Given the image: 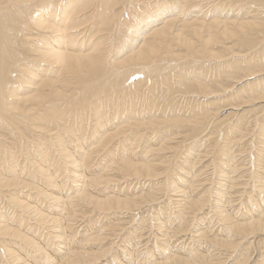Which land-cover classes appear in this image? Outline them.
<instances>
[{"label":"bare ground","instance_id":"bare-ground-1","mask_svg":"<svg viewBox=\"0 0 264 264\" xmlns=\"http://www.w3.org/2000/svg\"><path fill=\"white\" fill-rule=\"evenodd\" d=\"M207 0H0V168L1 166L3 167V170H0V197L3 196V189L6 190L7 195L9 194L11 201L15 203L18 208L20 207L21 210L25 209L26 211H31L30 213H33L32 216L36 218V220L43 222L44 224L47 225L48 227H53L52 230L54 232H59L62 229L60 228V218L61 217H50L47 214L40 212L38 209L34 207H30L27 203L21 201L20 199H17L15 194L13 192L16 189H25L27 190H33L36 191L39 195H43L45 198H48L51 200L53 203H55L56 207H54L56 210L59 209L62 205L65 209V213L68 211L69 213L72 211V209L69 211L68 208L69 206L72 205L74 200H83L86 203H89L93 206H95L96 209H98L96 212L99 211L100 209H112V207H117V209H125V213L127 212L126 210H131L133 208H137L140 205V201L145 200V196L141 195H135V198H127V199H122V198H116L114 196L109 194L106 195L104 194L105 191L101 190L103 193V198L104 195L108 196L105 199H99L96 196H93L92 194L89 193V187L90 186H98L101 183H107L111 182V180H115L113 176H115L113 173H122L124 174L125 177L129 176H135V177H145L147 179L149 178H154L160 175L159 171L160 169L158 168L162 162H169L168 159H164L162 161L163 156L159 159L161 164L159 163H151L149 161L147 162H142L144 159L139 160V158L135 159L133 158V154H136V150L134 146H131V144L126 143L125 141H128L125 139L123 144H121L119 152L120 157L118 159V162L115 161V154L113 150L111 149V146L113 145V142L116 141L118 137H122L123 135H126V131L132 128L139 129V128H147L148 127H159V126H166L168 127V122L172 124V122H176L179 124H184L185 126L189 127V129L193 132L194 137L197 134H200L201 132H204L205 125L209 123L210 120H212L214 117L218 116V113L214 112L219 110L221 108V104L218 103V100H220L224 95L221 94H227L228 89L231 88L234 84H236L241 78L244 77V79L247 78L249 75L254 74L255 69H259L260 71L263 70L264 63L262 65L258 64L257 61L261 58H264V0H219L218 4L216 3V10L223 11L226 5L232 7V12L233 8L242 10V16L238 20H230V19H223L220 17V19H215L211 22L208 23L205 22L206 18L202 20L201 18H195L196 20L193 19V22L189 21H184L183 19H180L178 17V14L180 16L184 8L186 9V12L190 15L192 12H195L193 9L195 8L194 6L196 5L199 6L198 9H201V4L205 3ZM223 1V2H222ZM208 2V1H207ZM213 2V1H212ZM217 2V1H215ZM211 3V2H209ZM214 3V2H213ZM212 5V4H211ZM207 6V5H206ZM224 6V7H223ZM203 7V6H202ZM205 7V6H204ZM213 7V5H212ZM214 8V7H213ZM210 8V9H213ZM226 9V8H225ZM229 9V8H227ZM244 9V10H243ZM199 10L196 12L198 13ZM209 11V8H208ZM225 11V10H224ZM223 11V12H224ZM184 12V13H186ZM211 12V11H210ZM213 12V10H212ZM231 12V11H229ZM252 12H255L254 14ZM186 13V14H187ZM200 13V11H199ZM203 13V12H202ZM201 13V14H202ZM235 13V12H234ZM241 13V12H240ZM239 13V14H240ZM250 13V14H249ZM185 14V17H186ZM187 14V15H188ZM205 14V13H204ZM202 14L201 16H204ZM227 14V13H225ZM236 14V13H235ZM193 15V14H192ZM196 15V13H195ZM206 15V14H205ZM238 15V13H237ZM191 16V15H190ZM210 16V15H209ZM224 16V14L222 15ZM188 17V16H187ZM240 17V16H239ZM231 18V17H230ZM188 20H191L187 18ZM211 19V17L209 18ZM208 19V20H209ZM234 19V18H233ZM202 20V21H201ZM173 42H176L175 45H177L180 50L182 51L181 53H174V50L171 45H174ZM230 42L232 45H229ZM177 48V46H175ZM216 46L218 49L216 50L214 48ZM220 47V48H219ZM214 48V49H213ZM236 48H239L241 50H250V55L249 56H243V57H238L239 58H233V62L235 63L236 61L240 62L239 60H245V62H248L249 69L247 70H241L243 67L241 65L235 64V66L231 67H226V62L229 63L228 59L227 60L224 58L225 53L232 51L231 53L235 52L234 50ZM179 50V49H178ZM238 53V52H236ZM243 54V53H242ZM241 54V55H242ZM237 55V54H236ZM233 56V55H232ZM210 62L214 59L219 60L218 64L215 66L211 65L209 67L210 69H213V74L208 76L210 74L207 69H205V65L203 64L204 61ZM232 59V58H231ZM230 59V60H231ZM264 60V59H262ZM261 61V60H260ZM202 62V63H201ZM216 62V60H215ZM232 62V61H231ZM244 62V63H245ZM257 63L255 66L260 67V68H255L252 70L251 66H254V63ZM211 63V62H210ZM253 63V64H252ZM261 63V62H259ZM232 64V63H230ZM233 65V64H232ZM187 70H185L186 68ZM248 68V67H247ZM181 69V70H179ZM245 72V73H241ZM264 71V70H263ZM234 72L239 73V76L234 74ZM260 74V72H258ZM263 73V72H261ZM257 74V73H256ZM264 74V73H263ZM262 75V74H261ZM258 75H256L257 77ZM134 79L131 81L130 79ZM253 78V77H252ZM236 79V80H235ZM243 79V80H244ZM257 79V78H256ZM262 79V78H261ZM260 79V81H261ZM248 80V79H247ZM252 80V79H251ZM259 80V78H258ZM264 80V78H263ZM254 81V79H253ZM252 81V84L254 83ZM240 82V81H239ZM248 82V81H247ZM263 82V81H262ZM241 83V82H240ZM245 81L243 82L244 85ZM251 83V82H250ZM249 83V84H250ZM238 84V83H237ZM252 84H250L252 86ZM256 84V83H255ZM254 84V85H255ZM261 84V83H260ZM264 84V83H263ZM253 85V87H254ZM257 85V84H256ZM255 85V86H256ZM235 87V86H233ZM237 87V86H236ZM248 87V86H246ZM250 87V86H249ZM245 88V87H244ZM243 88V89H244ZM257 88V87H256ZM262 88H264L262 86ZM261 88V89H262ZM232 89V88H231ZM246 89V88H245ZM237 90V89H236ZM242 90V89H241ZM239 90V91H241ZM255 90V89H253ZM263 90V89H262ZM234 91V90H233ZM251 91V90H250ZM256 91V90H255ZM259 91V90H257ZM234 93V92H233ZM248 92H245V94ZM252 93V92H251ZM242 94V92L240 93ZM244 94V93H243ZM260 95L258 96L259 99L257 100H262L264 99V90L263 92L259 93ZM233 95V94H231ZM234 95H237L234 93ZM239 95V93H238ZM237 98L240 97V95ZM254 96L255 93L251 94V96ZM194 96V97H193ZM200 96H203L205 99L203 100H210L208 103H205V101H200L196 105H192V113H195L196 115H193L194 119L191 118V120H188L186 118H182L181 116H184L183 114H180V108H183L182 101L185 102L184 100L190 101L196 100L199 101V99H196ZM249 96V95H247ZM212 98V99H211ZM214 98V100H213ZM226 98V97H225ZM242 98V96L240 97ZM239 98V99H240ZM244 101L245 97L243 96ZM181 99V100H179ZM189 99V100H188ZM223 99V98H222ZM250 99V98H249ZM252 99V98H251ZM176 100V102H175ZM212 100V101H211ZM237 100V99H234ZM253 100V99H252ZM227 101V100H225ZM230 101V100H229ZM243 101V102H244ZM256 101V100H255ZM161 102V103H160ZM175 102V103H174ZM191 102V101H190ZM221 102V100H220ZM236 103V101H234ZM241 102V99L240 101ZM259 102V101H257ZM141 103L142 107L139 108L138 104ZM173 103L175 105H173ZM233 103V102H232ZM252 103V102H251ZM250 103V105H251ZM255 103V102H254ZM263 103V102H262ZM261 103V104H262ZM184 104V103H183ZM192 104V103H191ZM189 104V105H191ZM228 104H230L228 102ZM243 104V103H242ZM108 105H110L108 107ZM163 105V107H161ZM188 105V107H189ZM233 105V104H232ZM241 105V104H240ZM247 105L248 102H247ZM245 103V107H247ZM258 106V103H257ZM226 107V106H225ZM233 107V106H232ZM231 107V108H232ZM234 107H237L234 106ZM239 107V106H238ZM242 107V106H241ZM254 106H251V110H254V112L257 110L256 106L254 109L252 108ZM264 107V104L263 106ZM140 109V114L139 109ZM179 108V112L176 110ZM187 108V106H186ZM223 108V107H222ZM221 108V109H222ZM259 108V106H258ZM184 109V108H183ZM182 109V110H183ZM199 110V112H196L195 110ZM227 109V107H226ZM240 109V108H239ZM248 109V108H247ZM256 109V110H255ZM102 110V111H101ZM162 111L161 114H158L159 111ZM237 110V109H236ZM260 110V109H259ZM258 110V111H259ZM263 111V109H261ZM148 112L146 116L144 117L141 115L143 112ZM173 111H176L177 113H173ZM185 111V109L183 110ZM188 111V110H187ZM222 111V110H221ZM234 111V110H233ZM238 111V110H237ZM241 111V110H240ZM239 111V112H240ZM250 111V110H248ZM247 112L249 114L250 112ZM109 112V115H108ZM220 112V111H218ZM232 112V110L230 111ZM238 112V113H239ZM243 112V110H242ZM253 111H251L252 113ZM257 112V111H256ZM264 112V111H263ZM234 113V112H233ZM259 114V112H257ZM125 114V115H123ZM137 114V115H136ZM226 114V113H225ZM228 114V112H227ZM244 114V113H241ZM246 114V115H247ZM256 114V113H255ZM256 114V115H258ZM264 114V113H263ZM136 115V116H135ZM121 117L120 120L116 125H114V122H117L115 119L117 117ZM126 116V117H125ZM220 116V115H219ZM231 116V115H230ZM250 116V115H249ZM259 116V115H258ZM264 116V115H263ZM67 117L72 118V122H68L69 120ZM125 117V118H124ZM236 117V116H235ZM238 117V116H237ZM244 117V116H243ZM246 117V116H245ZM248 117V116H247ZM246 117V118H247ZM224 118V117H222ZM221 118V119H222ZM229 118V117H228ZM252 118V116H251ZM257 118V117H256ZM264 119V117H262ZM90 119V120H89ZM123 119V120H122ZM132 119H134L132 121ZM168 119V120H166ZM220 119V120H221ZM226 119V118H225ZM242 119V118H240ZM255 119V118H254ZM258 119V118H257ZM257 119L254 120L257 124ZM63 120V121H62ZM216 120V119H215ZM228 120V119H227ZM244 120V119H243ZM253 120V119H252ZM217 121V120H216ZM226 121V120H225ZM249 121H251L249 119ZM248 121V122H249ZM212 122V121H210ZM230 123V119L228 121ZM239 122V120H238ZM240 122H242L240 120ZM245 122V120H244ZM113 123L114 130L111 131L110 125ZM213 123V122H212ZM227 123V122H226ZM254 123V122H253ZM174 124V125H175ZM211 124V123H210ZM215 124V123H213ZM212 124V125H213ZM219 124V123H218ZM231 124V123H230ZM228 124V125H230ZM237 124V122H236ZM239 124V123H238ZM242 124V123H241ZM250 123H247L249 125ZM263 124V122H262ZM209 125V124H208ZM226 125V124H225ZM240 125V124H239ZM237 125V128L238 126ZM251 125V124H250ZM176 126V125H175ZM216 126V125H215ZM219 126V125H218ZM217 126V127H218ZM222 126V125H221ZM256 126V125H255ZM259 126V125H258ZM257 126V127H258ZM262 126V125H261ZM172 127V126H171ZM208 127V126H207ZM210 127V126H209ZM224 127V126H223ZM228 127V126H227ZM236 127V125H235ZM242 127V126H241ZM247 127V126H246ZM161 129H164L166 127H160ZM176 128V127H175ZM178 128V127H177ZM180 128V126H179ZM216 128V127H215ZM214 128V129H215ZM220 128V127H219ZM245 127L241 128L242 131ZM249 128V127H248ZM261 128V127H260ZM263 128V127H262ZM56 129V131H54ZM153 129V128H152ZM160 129V130H161ZM181 129V128H180ZM218 129V128H217ZM224 129V128H223ZM240 129V128H239ZM250 129V128H249ZM255 128L254 130H256ZM264 129V128H263ZM25 130L31 131L30 134L35 133L36 135H30L28 137V134L25 133ZM135 131V133L137 132ZM156 128L154 129V131ZM163 130V131H164ZM169 130V129H168ZM167 130V131H168ZM174 130V129H173ZM145 131V130H144ZM143 131V132H144ZM152 131V130H151ZM201 131V132H200ZM228 131V130H227ZM230 131V130H229ZM251 131V130H250ZM258 131V130H257ZM3 132H7L11 135V139H7L8 137L5 136ZM158 132V131H157ZM156 132V133H157ZM165 132V131H164ZM163 132V133H164ZM173 132V131H172ZM181 132V131H180ZM200 132V133H199ZM207 132V131H206ZM216 132V131H215ZM262 132V131H261ZM140 133V132H139ZM151 133V132H150ZM153 133V132H152ZM159 133V132H158ZM167 133V132H166ZM165 133V135H166ZM219 133V131H218ZM233 133V131L231 132ZM230 133V134H231ZM236 133V132H235ZM242 133V132H240ZM247 133H249L247 131ZM252 133V132H251ZM257 133V132H256ZM255 133V134H256ZM260 133V132H259ZM137 134V133H136ZM142 134V133H141ZM146 134V133H145ZM170 134V133H169ZM173 134V133H172ZM171 134V136H172ZM188 134V133H187ZM186 134V135H187ZM190 134V133H189ZM211 134V132H210ZM229 133H227L228 135ZM244 134V133H243ZM262 134V133H261ZM149 135V134H148ZM157 135V134H156ZM162 135V134H161ZM168 135V134H167ZM176 135V134H175ZM174 135V136H175ZM178 135V134H177ZM240 135V134H239ZM237 135V136H239ZM249 135V134H248ZM32 136V137H31ZM140 136V135H139ZM138 136V138H140ZM144 136V135H143ZM150 136V135H149ZM158 136V135H157ZM156 136V137H157ZM190 136V135H189ZM210 136V135H209ZM215 136H217L215 134ZM236 136V137H237ZM242 135H240L241 137ZM244 136V135H243ZM258 136V135H256ZM264 136V135H263ZM127 138V135L125 136ZM129 137V136H128ZM131 137V136H130ZM136 137V136H135ZM155 137V135H154ZM160 137V134L159 136ZM169 137L170 136H165ZM191 137V136H190ZM193 137V136H192ZM197 137V136H196ZM202 137V136H200ZM207 137V136H206ZM212 138L214 137L213 135L211 136ZM231 137V135H230ZM234 137V136H233ZM258 137H261L258 136ZM174 138V137H173ZM209 137H207L208 139ZM235 138V137H234ZM246 138V137H243ZM248 138V137H247ZM29 139H31L29 141ZM128 139V138H127ZM136 141V138H133ZM142 139V138H141ZM148 139V137H147ZM161 139V138H159ZM163 139V137H162ZM161 139V140H162ZM171 139V138H170ZM175 139H178L175 137ZM182 139V138H181ZM216 139V138H215ZM222 139V138H220ZM226 139V138H225ZM240 139V138H236ZM252 139V138H251ZM262 139V138H260ZM10 140V141H9ZM121 140V139H120ZM124 139H122L123 141ZM158 140V139H157ZM166 141L163 144H159V148L151 147L152 143L147 141L144 144L148 145L147 148H145L147 156L151 155V159L153 160L156 157L153 154H164L166 153L164 150L166 148H171L168 146L170 140L165 139ZM204 140V139H203ZM227 140V139H226ZM234 141L233 139H231ZM237 140V141H238ZM246 140V139H245ZM264 140V139H263ZM119 141V140H117ZM169 141V142H168ZM192 141V139L190 140ZM208 141V140H207ZM206 141V142H207ZM217 141V140H216ZM244 141V140H243ZM251 140H249L250 142ZM258 141V140H256ZM260 141V140H259ZM133 142V141H132ZM138 142V141H137ZM141 142V141H140ZM151 143V144H148ZM182 142V140L180 141ZM179 142V143H180ZM185 141H183L184 144ZM212 142V141H211ZM225 142V141H224ZM229 142V141H228ZM261 142V141H260ZM30 145L28 146V144ZM75 145V147L71 149H79L78 154H74L69 147L70 144ZM90 143V144H89ZM136 143V142H135ZM162 143V142H161ZM178 143V142H177ZM186 143V142H185ZM189 143V142H187ZM204 143V142H203ZM208 143V142H207ZM235 143V142H234ZM237 143V142H236ZM252 143V142H251ZM258 143V142H257ZM256 143V144H257ZM119 144V143H117ZM138 144V143H137ZM157 144V143H156ZM157 144V145H158ZM171 144V143H170ZM182 144V143H181ZM191 144V143H190ZM194 144V142H193ZM228 144V143H226ZM255 144V143H254ZM253 144V145H254ZM58 146V149H56L57 152H59V157L63 158V161H67L66 163L70 162V167L68 169V172H70V175H67L71 177L70 179L75 183V186L81 187L78 193H75V195L70 197V195H65L63 196V189H64V183L63 185H60V182L57 180V176L55 171L51 168V164L48 168V163L51 162L49 159L48 155V150H50L51 154L55 151L52 150L51 146ZM158 145V146H159ZM173 145V144H172ZM171 145V146H172ZM186 145V144H185ZM210 145V144H209ZM208 145V146H209ZM241 145V144H240ZM259 146V144H257ZM255 145V146H257ZM263 145V143H262ZM143 146V145H142ZM156 146V145H155ZM224 146V145H223ZM228 146V145H227ZM245 146V145H244ZM108 147V148H107ZM113 147V146H112ZM137 147V146H136ZM146 147V146H145ZM184 147V146H183ZM183 147H181L183 149ZM235 147V146H234ZM51 148V149H50ZM55 148V147H54ZM186 148V147H184ZM214 148V147H213ZM244 147H241V149ZM247 148V147H246ZM261 148V147H260ZM106 149V150H105ZM218 149V147H217ZM222 149V148H221ZM220 149V150H221ZM226 149V148H224ZM223 149V150H224ZM248 149V148H247ZM254 149V147H253ZM258 149V148H257ZM256 149V150H257ZM105 150V151H104ZM140 150V149H139ZM177 150V149H176ZM194 150V149H193ZM198 150V149H197ZM216 150V149H214ZM233 150V149H232ZM238 150V149H236ZM235 150V151H236ZM252 150V148L250 149ZM78 151V150H76ZM104 151L101 155H105L104 158H102L103 162L105 161L106 165L105 166H110L108 169L103 168L106 172L98 173L97 176L96 174H93L91 177L87 174H89L91 171H87L89 166L91 165V161H94V156L100 155V152ZM185 151V149L183 150ZM192 151V149L190 150ZM200 151V150H199ZM210 153V150H208ZM226 151V150H224ZM234 151V150H233ZM240 151V149H239ZM238 151V152H239ZM253 151V150H252ZM262 152V150H260ZM177 152V151H176ZM180 152V151H179ZM193 152V151H192ZM207 151H205L206 153ZM213 152V151H212ZM221 153L220 151H218ZM223 152V151H222ZM227 152V151H226ZM231 152V151H230ZM242 152V151H241ZM30 153V155H29ZM141 153V151H140ZM178 153V152H177ZM182 153V152H181ZM180 153V154H181ZM190 153V152H189ZM237 153V151H236ZM245 153V151H244ZM250 153V151H249ZM255 153L259 154L258 151ZM264 153V152H263ZM145 154H143L145 156ZM179 154V153H178ZM177 154V156H178ZM184 154V153H183ZM196 154V152H195ZM199 154V152H198ZM213 154V153H212ZM222 154V153H221ZM226 154V153H225ZM228 154V153H227ZM226 154V156H227ZM240 154V152L238 153ZM247 154V151H246ZM32 155V156H31ZM140 155V154H139ZM138 155V156H139ZM166 155V154H165ZM170 156V153H167V156ZM205 155V154H204ZM229 155V154H228ZM237 155V154H236ZM243 155V154H242ZM256 155V154H254ZM260 155V154H259ZM25 156V157H24ZM32 157V160L30 158V161L26 158ZM49 156V157H47ZM52 156L56 157V154H52ZM117 156V155H116ZM137 156V155H136ZM142 156V155H141ZM161 156V154H160ZM234 156V155H233ZM240 156V155H239ZM249 156V155H248ZM261 156V155H260ZM264 156V155H263ZM262 156V157H263ZM23 157L24 160L22 162L31 165H36V169L39 173H36L38 177L47 179L48 182L53 184V188L51 187L50 192L46 191L43 188H40L38 185L33 184L31 181H28V179L32 180L31 177H20L19 172L17 171L18 166H21L20 161L21 158ZM140 157V156H139ZM155 157V158H154ZM188 157V156H187ZM53 158V157H52ZM166 158V157H165ZM176 158V157H175ZM191 158V157H189ZM234 158V157H232ZM235 158H238L235 156ZM234 158V159H235ZM244 158V157H242ZM246 158V157H245ZM250 159V156L248 157ZM247 158V159H248ZM254 158V157H252ZM256 158V157H255ZM56 159V158H55ZM157 159V158H156ZM177 159V158H176ZM186 159V156H185ZM204 160V158H202ZM233 159V160H234ZM239 159V158H238ZM241 159V158H240ZM257 159V158H256ZM54 160V159H53ZM120 160V162H119ZM135 160H139L140 162H136ZM175 160V159H174ZM178 160V159H177ZM181 160V159H179ZM178 160V161H179ZM184 160V157H183ZM187 160V159H186ZM192 160V159H191ZM195 160V159H193ZM231 160V159H230ZM242 160V159H241ZM259 160V159H258ZM56 161V160H55ZM58 161V159H57ZM92 161V162H93ZM158 161V160H155ZM206 161V160H205ZM223 161V160H222ZM229 161V160H228ZM261 161V160H260ZM59 162V161H58ZM96 162V161H95ZM100 162V161H98ZM149 162V163H148ZM176 162V161H175ZM184 162V161H183ZM186 162V161H185ZM184 162V163H185ZM188 162V160H187ZM203 162V161H202ZM212 162V161H211ZM218 162V161H217ZM244 162H247L246 160ZM248 162H250L248 160ZM247 162V163H248ZM252 162V159H251ZM56 163V162H55ZM172 163V162H171ZM182 163V162H181ZM180 163V164H181ZM220 163V160H219ZM225 164L226 168H229L228 164L226 162H223ZM231 163V162H230ZM243 163V162H242ZM253 163V162H252ZM251 163V165H252ZM257 163V162H256ZM27 164V163H26ZM60 164V162H59ZM98 164L97 162L95 165ZM100 164V163H99ZM98 164V165H99ZM165 164V163H164ZM194 164V163H193ZM192 164V165H193ZM211 164V163H210ZM218 164V163H217ZM234 164H237V162ZM233 164V165H234ZM260 164V163H258ZM30 165V166H31ZM63 165V164H62ZM97 165V168H98ZM163 165V164H162ZM166 165V164H165ZM164 165V167H165ZM178 165V164H176ZM184 164H182L183 166ZM209 165L208 163L206 166ZM220 165V164H219ZM217 165V166H219ZM255 165V162H254ZM257 165V164H256ZM264 165V164H263ZM59 166V165H58ZM101 166V164L99 165ZM104 166V165H103ZM180 166V165H179ZM188 166V164H187ZM194 166V165H193ZM196 166V165H195ZM204 166V165H203ZM222 166V165H221ZM235 168L238 165H234ZM243 166V165H241ZM258 166V165H257ZM25 167V164H23L22 169ZM64 167V166H63ZM91 167V166H90ZM94 167V166H93ZM216 167V166H215ZM224 167V168H225ZM245 167V166H244ZM252 167V166H251ZM255 167V166H254ZM252 167V169L254 168ZM7 168V169H6ZM21 168V167H20ZM31 168V167H30ZM57 168V167H56ZM59 168V167H58ZM96 168V167H95ZM92 168V169H95ZM178 168V167H176ZM175 168V170H176ZM189 168V167H188ZM193 168V167H192ZM204 168V167H203ZM222 168V167H221ZM225 168V170H226ZM234 168V167H232ZM243 168V167H241ZM258 168V167H256ZM255 168V169H256ZM5 169V171H4ZM25 169V168H24ZM55 169V168H54ZM66 169V168H65ZM99 169V168H98ZM102 169V168H101ZM162 169V168H161ZM182 169V168H181ZM180 169V170H181ZM194 169V168H193ZM192 169V170H193ZM220 169V166L218 167ZM240 169V168H239ZM238 169V170H239ZM245 169V168H243ZM249 169V168H248ZM261 169V168H260ZM21 170V169H19ZM64 169H62L63 171ZM97 170V169H96ZM110 170V171H109ZM169 170V168H168ZM196 170V169H195ZM216 170V169H215ZM232 170V169H231ZM234 170V169H233ZM247 170V169H246ZM264 170V169H263ZM59 171V170H58ZM93 171V170H92ZM179 171V169H178ZM191 171V170H189ZM203 172L204 169L202 170ZM223 171V170H222ZM220 171V172H222ZM230 171V170H229ZM236 171V169L234 170ZM232 171V172H234ZM261 171V170H260ZM18 172V173H17ZM28 172V170H27ZM33 172V171H32ZM30 172V174H33ZM35 172V171H34ZM97 171H95L96 173ZM171 172V171H170ZM183 173V171H181ZM188 172V171H187ZM193 172V171H192ZM208 172V171H207ZM206 172V173H207ZM213 172V171H212ZM218 172V171H217ZM237 172V171H236ZM242 172V171H241ZM245 172V171H244ZM252 172H255L254 169ZM60 173V172H59ZM67 173V171H66ZM87 173V174H86ZM175 173V172H174ZM173 173V174H174ZM181 173V174H182ZM185 173V172H184ZM199 173V172H198ZM211 173V172H210ZM216 173V171H215ZM235 173V172H234ZM240 173V172H238ZM257 173H260L257 171ZM264 175V172H262ZM26 174V173H25ZM61 174V173H60ZM65 174V173H64ZM189 174V173H188ZM194 173H191L193 175ZM197 174V173H196ZM201 174V173H200ZM223 174V181L227 180L226 178L229 179V174L226 173V171L222 172ZM233 174V173H232ZM34 175V174H33ZM172 175V173H171ZM170 175V176H171ZM176 175V174H175ZM178 175V173H177ZM185 175V174H184ZM195 175V174H194ZM192 177H195V176ZM208 175V174H207ZM239 175V174H238ZM241 175V173H240ZM251 175V174H250ZM253 175V173H252ZM251 175V177H252ZM257 175V174H256ZM259 175V174H258ZM36 176V177H37ZM63 176V173H62ZM61 176V177H62ZM183 176V175H182ZM186 176V175H185ZM202 176V175H201ZM212 176V174H211ZM55 177V178H53ZM60 177V175H59ZM118 178V176H116ZM175 177V176H174ZM179 177V176H178ZM189 177L190 176H186ZM199 177V176H198ZM203 177V176H202ZM209 177V176H208ZM213 177V176H212ZM243 177V174L241 176ZM261 177V176H258ZM28 178V179H27ZM134 178V177H133ZM173 178V177H172ZM180 178V177H179ZM182 178V177H181ZM205 178V177H203ZM201 178V179H203ZM214 178V177H213ZM220 179V176L218 177ZM245 178V177H244ZM248 178V177H246ZM257 178V177H255ZM38 179V178H37ZM120 179V178H118ZM123 179V178H122ZM121 179V180H122ZM125 179V178H124ZM161 179V178H160ZM175 179V178H174ZM211 179V178H210ZM235 179V178H234ZM254 179V178H253ZM259 179V178H258ZM27 180V181H26ZM150 180V179H149ZM156 180V178L154 179ZM158 180V179H157ZM184 180V179H183ZM188 179H186L187 181ZM208 180V179H206ZM233 180V179H231ZM239 180V179H238ZM237 180V181H238ZM246 180V179H245ZM244 180V181H245ZM251 180V179H250ZM69 181V180H68ZM135 181V180H134ZM164 181V180H162ZM161 181V183H162ZM179 181V180H177ZM192 180L191 182H193ZM217 181V180H216ZM235 181V180H234ZM257 181V180H256ZM260 180L259 182H261ZM264 181V180H263ZM40 182V180L38 181ZM45 182V180H44ZM72 182V183H73ZM82 182H86V185H82ZM113 182V181H112ZM121 182V181H120ZM127 182V181H126ZM139 183V181H137ZM137 182H136V189H137ZM154 182V181H153ZM185 182V181H184ZM197 182V181H196ZM201 182V181H200ZM204 182V180H203ZM202 182V184H203ZM211 182V181H210ZM230 182V181H229ZM242 182V181H241ZM41 183V182H40ZM38 183V184H40ZM60 183V184H59ZM116 183V180H115ZM122 183V182H121ZM134 183V182H133ZM155 183V182H154ZM160 183V182H159ZM167 183V182H166ZM205 183V182H204ZM218 183V181H217ZM215 183V184H217ZM227 183V182H226ZM234 183V182H233ZM239 182H237L238 184ZM252 183V182H251ZM257 183V182H255ZM84 184V183H83ZM89 184V185H88ZM114 184V183H113ZM119 184V183H117ZM124 184V183H123ZM141 184V183H140ZM156 184V183H155ZM154 184V185H155ZM163 184V183H162ZM161 184V186H162ZM194 184V183H193ZM200 184V183H199ZM214 184V183H212ZM214 184V185H215ZM232 184V183H229ZM247 184V183H246ZM245 184V185H246ZM254 186V183H252ZM251 184V186H252ZM261 184V183H260ZM259 184V185H260ZM264 184V183H263ZM82 185V186H81ZM106 185V184H105ZM131 185V184H130ZM129 185V186H130ZM144 185V191H145V182L143 183ZM152 185V184H150ZM159 185V184H158ZM196 185V184H195ZM220 185V184H218ZM233 184V188H235ZM244 185V184H243ZM257 185V184H256ZM42 186V183H41ZM44 186V185H43ZM70 186V185H69ZM89 186V187H88ZM104 186V185H103ZM110 186V185H109ZM115 186V185H114ZM128 186V187H129ZM133 186V185H132ZM160 186V185H159ZM160 186V187H161ZM167 186V185H165ZM179 186V185H177ZM177 186H175L177 188ZM203 186V185H202ZM208 186V185H207ZM210 186V185H209ZM208 186V188H210ZM217 186V185H216ZM226 186V184L221 183V187ZM231 185L229 186L230 188L232 187ZM237 186V185H236ZM50 187V185H49ZM97 187V188H98ZM111 187V186H110ZM113 187V186H112ZM120 187V186H119ZM139 187V186H138ZM149 187V188H148ZM146 189H150L152 187L148 186ZM198 187V186H197ZM219 187V186H217ZM220 187V188H221ZM239 187V184H238ZM245 187V186H244ZM258 187V186H257ZM47 188V186H46ZM91 188V187H90ZM96 188V189H97ZM118 188V187H117ZM143 188V186H142ZM155 188V187H154ZM175 188V189H176ZM207 188V187H206ZM205 188V189H206ZM207 188V189H208ZM232 188V189H233ZM240 188V187H239ZM253 188V187H252ZM66 189V188H65ZM93 189V188H92ZM121 189V188H120ZM120 189H117L118 191H121ZM140 189V187H139ZM165 189V188H164ZM167 189V188H166ZM198 190L194 186H190V189L186 191V189H179V190H174L175 193L178 195L181 199L184 197L185 199H188L189 194H193V192H190L191 190ZM213 189V188H212ZM222 189V188H221ZM225 189V188H223ZM231 189V190H232ZM243 189V188H242ZM249 189V188H248ZM247 189V190H248ZM259 189V188H258ZM261 189H264L261 187ZM67 190V189H66ZM70 190V189H69ZM73 190V189H72ZM71 190V191H72ZM91 190V189H90ZM95 190V189H94ZM116 191V189H114ZM113 190V193H114ZM125 190V189H124ZM210 190V189H209ZM219 190V189H218ZM246 190V189H245ZM251 190V188H250ZM253 190V189H252ZM97 191V190H96ZM108 191V190H107ZM112 191V189H111ZM110 191V192H111ZM117 191V192H118ZM148 191V190H147ZM145 191V192H147ZM164 191V190H163ZM167 191V190H166ZM169 191V190H168ZM203 191V190H202ZM201 191V192H202ZM208 190H206L207 192ZM222 191V190H221ZM228 191V190H226ZM236 191V189H235ZM234 191V192H235ZM241 191V190H240ZM249 191V190H248ZM254 191V190H253ZM262 191V190H260ZM264 191V190H263ZM32 192V191H31ZM28 192V195L29 193ZM65 192V191H64ZM75 192V191H74ZM100 192V193H101ZM109 192V193H110ZM130 192V191H129ZM161 192V191H154V194ZM170 192V191H169ZM177 192V193H176ZM213 193V191H211ZM209 192V193H211ZM230 192V191H229ZM233 192V191H232ZM250 192V191H249ZM252 192V191H251ZM256 192V191H254ZM258 192V191H257ZM25 193V192H24ZM93 193V191H92ZM97 193V192H95ZM101 193V195H102ZM112 193V192H111ZM121 193V192H120ZM119 193V194H120ZM125 193V192H124ZM128 193V192H126ZM125 193V194H126ZM131 193V192H130ZM141 193V192H140ZM150 193V192H149ZM195 193V192H194ZM208 193V192H207ZM216 193V192H215ZM236 193V192H235ZM240 193V192H239ZM247 193V192H246ZM253 193V192H252ZM260 193V192H259ZM263 193V192H262ZM34 194V193H33ZM37 194V195H38ZM108 194V193H107ZM139 194V193H138ZM144 194V193H143ZM151 195L146 196L148 199L150 197H153L152 192L150 193ZM161 194V193H160ZM172 194V196H174ZM200 194V192H199ZM206 194V193H205ZM224 194V193H223ZM229 194V193H228ZM227 194V196H229ZM255 194V193H253ZM5 195V194H4ZM24 195V194H23ZM27 195V196H28ZM32 195V194H31ZM98 195V194H97ZM132 195V193H131ZM147 195V194H146ZM158 195V194H156ZM175 195V196H176ZM196 195V193H195ZM203 195V193L201 194ZM235 195V194H234ZM244 195V194H243ZM247 195V194H246ZM256 195V194H255ZM259 195V194H258ZM20 196V194H19ZM30 196V195H29ZM117 196V195H116ZM130 196V195H129ZM133 196V195H132ZM194 196V195H193ZM207 196V195H205ZM211 196V195H210ZM224 196L221 194V192L216 193V197L220 198ZM238 196V195H236ZM240 196V195H239ZM242 196V194H241ZM249 195L248 197H250ZM261 196V194H260ZM263 196V194H262ZM21 197V196H20ZM18 197V198H20ZM33 197V195L31 196ZM122 197V196H121ZM144 197V198H143ZM215 197V196H214ZM253 197H256L253 195ZM9 198V197H8ZM22 198V197H21ZM36 197V201L38 200ZM44 198V200H45ZM170 198V197H169ZM172 198V197H171ZM170 198V199H171ZM177 198V197H176ZM192 198V197H191ZM195 198V197H194ZM190 199L192 200L190 202V208L191 209H201V203H198L200 198L196 201L195 199ZM198 198V196H197ZM233 198V197H232ZM237 198V197H236ZM235 198V199H236ZM242 198V197H241ZM251 198V197H250ZM263 198V197H262ZM30 199V198H29ZM32 199V198H31ZM42 200V198H40ZM39 199V200H40ZM151 199V198H150ZM155 199V198H154ZM161 199V198H160ZM178 199V198H177ZM178 199V200H181ZM183 199V200H185ZM211 199V198H210ZM223 199V198H222ZM227 199V198H226ZM229 199V197H228ZM227 199V200H228ZM243 199V198H242ZM241 199V200H242ZM245 199V198H244ZM248 199V198H247ZM261 199V198H260ZM7 200V197H6ZM10 200V199H9ZM48 200V201H49ZM140 200V201H139ZM147 200V199H146ZM164 200V198H163ZM172 201L174 199H171ZM170 200V201H171ZM209 200V199H208ZM207 200V201H208ZM215 200V199H214ZM231 200V199H229ZM237 200V199H236ZM240 200V199H239ZM251 200H254L251 198ZM259 200V199H257ZM33 201V200H32ZM150 201V200H148ZM166 201V200H165ZM176 201V200H175ZM186 201V200H185ZM205 200V203H207ZM213 201V200H211ZM235 202V200H233ZM231 201V203L233 202ZM261 201V200H260ZM2 202V201H0ZM4 202V199H3ZM35 202V201H34ZM40 202V201H39ZM46 202V201H45ZM79 202V201H78ZM77 202V203H78ZM147 202V201H146ZM153 202V201H151ZM155 202V201H154ZM202 202V201H201ZM218 202V201H217ZM216 202V203H217ZM230 202V201H229ZM228 202V203H229ZM233 202V203H234ZM248 202V201H247ZM251 202V201H250ZM10 203V202H9ZM36 203V202H35ZM49 203L50 202H46ZM157 203V202H156ZM164 203V202H163ZM167 203V202H166ZM204 203V202H203ZM223 203V202H222ZM220 203V204H222ZM227 203V201H226ZM245 203L242 201V204ZM5 204V203H4ZM8 204V203H7ZM39 203H36V205ZM75 204V203H74ZM73 204V205H74ZM81 204V203H80ZM82 204H84L82 202ZM151 204V203H149ZM168 204V203H167ZM176 204V202H175ZM178 204V203H177ZM188 204V203H187ZM230 204V203H229ZM250 204V203H249ZM253 204V203H252ZM255 204V203H254ZM42 205V204H41ZM48 205V204H47ZM72 205V206H73ZM76 205V204H75ZM75 205L72 207L73 211L81 205H79L77 208L74 209ZM143 205V204H142ZM141 205V206H142ZM147 205V204H146ZM215 205V204H214ZM219 205V204H218ZM244 205V204H243ZM245 205H248L245 204ZM244 205V207H245ZM256 205V204H255ZM12 206V205H11ZM52 206V204H51ZM50 206V207H51ZM85 206V205H84ZM86 206H89L86 204ZM140 206V207H141ZM152 206V205H151ZM156 206V205H155ZM161 206V205H160ZM165 206V205H164ZM175 206V205H173ZM183 206V205H182ZM201 206V207H200ZM210 206V205H209ZM217 206V205H216ZM228 206V204H226ZM230 206V205H229ZM228 206V208H230ZM234 206V205H233ZM232 206V207H233ZM261 206V204H260ZM40 207V204H39ZM82 207V206H81ZM80 207V208H81ZM115 207V208H116ZM139 207V208H140ZM149 207V206H148ZM147 207V208H148ZM167 207V206H166ZM178 207V206H177ZM186 207V205H185ZM189 207V206H187ZM200 207V208H198ZM221 207V206H220ZM238 207V206H237ZM257 207V205H256ZM8 208V207H7ZM45 208V207H44ZM42 208V209H44ZM79 208V209H80ZM94 208V207H93ZM150 208V207H149ZM173 208V207H172ZM222 208V207H221ZM225 208V207H223ZM222 208V209H223ZM227 208V207H226ZM241 208V206H240ZM247 208V207H246ZM250 208V207H249ZM252 208V206H251ZM259 208V207H258ZM9 209V208H8ZM7 209V210H8ZM11 209V207H10ZM51 209V208H50ZM142 209V208H141ZM140 209V210H141ZM144 209V208H143ZM160 209V208H159ZM158 209V210H159ZM164 210H167V208H163ZM162 209V210H163ZM231 209V208H230ZM234 209V208H233ZM238 209V208H235ZM243 209V208H242ZM260 209V208H259ZM2 210V209H1ZM15 210V208H14ZM46 210V209H44ZM49 210V209H48ZM146 210V208L144 209ZM143 210V212H144ZM157 210V211H158ZM163 210V211H164ZM170 210V209H169ZM174 210V209H173ZM172 210V211H173ZM176 210V209H175ZM185 210V209H184ZM190 210V209H189ZM203 210V209H202ZM218 210V209H217ZM227 210V209H226ZM239 210V209H238ZM245 210V209H244ZM252 210V209H251ZM6 211V210H5ZM11 212L10 210H8ZM80 214L82 213L80 210H78ZM94 211V210H93ZM102 211V210H101ZM115 211V210H114ZM132 211V210H131ZM160 211V210H159ZM179 211V210H178ZM182 211V210H181ZM180 211V212H181ZM186 211V210H185ZM184 211V215L185 212ZM188 211V210H187ZM192 211V210H190ZM189 211V212H190ZM222 211V210H221ZM254 211V210H252ZM256 211V210H255ZM25 212V211H24ZM54 212V211H51ZM50 212V213H51ZM113 212V210H112ZM112 212H108L109 214H113ZM118 212V211H117ZM138 212V211H137ZM155 212V210H154ZM228 212H230L228 210ZM238 212V211H237ZM264 212V211H262ZM14 213V212H13ZM16 213V212H15ZM14 213V216L16 215ZM19 213V211L17 212ZM55 213V212H54ZM57 213V212H56ZM55 213V214H56ZM85 212L82 214L84 215ZM100 213V212H99ZM115 213V212H114ZM124 213V212H123ZM130 213V212H129ZM128 213V214H129ZM133 213V212H132ZM142 213V211H141ZM146 212H144L145 214ZM148 213V212H147ZM165 213V212H164ZM170 213V212H169ZM192 213V212H191ZM203 213V212H202ZM213 213V212H211ZM222 213V212H221ZM235 213V211H234ZM239 213V212H238ZM243 213V212H242ZM253 213V212H252ZM250 213V214H252ZM257 213V212H256ZM259 213V212H258ZM9 214V213H8ZM68 214V213H67ZM66 214V215H67ZM71 214V213H70ZM69 214V215H70ZM77 214V213H75ZM73 216H76V215ZM98 214V213H97ZM103 214V213H102ZM101 214V215H102ZM117 214V213H116ZM120 214H122L120 212ZM143 214V217H144ZM159 214V213H158ZM173 214V212H172ZM183 214V211L182 213ZM193 214V213H192ZM207 213L205 212L204 215ZM245 214V212H244ZM243 214V215H244ZM250 216L249 213H246ZM255 214V212H254ZM264 214V213H263ZM5 215V213H4ZM11 215V214H10ZM23 215V214H22ZM95 215V214H94ZM114 215V214H113ZM134 215V213H133ZM132 215V216H133ZM137 215V214H136ZM171 215V214H170ZM180 215V214H179ZM199 215V214H198ZM197 215V216H198ZM201 215V213H200ZM199 215V216H200ZM203 215V214H202ZM201 215V216H202ZM210 215V214H209ZM217 215V214H216ZM224 215V214H223ZM240 215V214H239ZM242 215V216H243ZM247 215V216H248ZM262 215V214H261ZM80 217V215H78ZM85 216V215H84ZM100 216V215H99ZM103 216V215H102ZM106 216V215H105ZM104 216V217H105ZM118 214L116 215V217ZM135 216V215H134ZM139 216V215H138ZM150 216V215H149ZM148 216V217H149ZM153 216V215H152ZM161 216H163L161 214ZM166 216V214H165ZM172 216V215H171ZM189 216V213H188ZM194 218L195 215L193 214ZM192 216V217H193ZM205 216V217H206ZM213 216V215H211ZM210 216V217H211ZM231 216V213H230ZM238 216V214H236ZM241 216V217H242ZM246 216V215H245ZM260 216V215H259ZM0 217L3 218V215ZM18 217V216H17ZM23 218V216H21ZM66 217V216H65ZM93 216V221H94ZM110 217V216H109ZM136 217V216H135ZM134 217V218H135ZM142 217V216H141ZM173 217V216H172ZM182 217V216H181ZM185 217V216H184ZM183 220H187L186 217ZM204 217V216H203ZM222 217V215H221ZM233 217V216H232ZM231 217V218H232ZM263 217V216H262ZM16 218V217H15ZM14 218V219H15ZM72 218V217H71ZM82 218H86L83 217ZM89 218V217H88ZM108 218V217H107ZM140 218V217H139ZM137 218V219H139ZM175 218V217H174ZM191 218V217H189ZM202 218V217H201ZM230 218V217H229ZM230 218V219H231ZM250 218V217H249ZM256 218V217H255ZM258 218V217H257ZM28 219V218H27ZM33 219V218H32ZM74 219V218H73ZM71 219V222H76L75 220L73 221ZM78 219V218H75ZM91 219V218H90ZM105 219V218H103ZM119 219V218H115ZM126 219V218H124ZM123 219V220H124ZM148 219V218H147ZM155 219V218H154ZM180 219V218H179ZM206 219V218H205ZM215 219V216H214ZM220 219V218H219ZM227 219V218H226ZM237 218H235L236 221ZM242 220L245 219L244 217L241 218ZM248 219V217L246 218ZM254 219V218H253ZM9 220V219H8ZM13 220V219H11ZM21 220V219H20ZM23 220V219H22ZM35 220V221H36ZM62 220V219H61ZM66 220V219H65ZM67 220H70L69 217ZM88 220V219H86ZM85 220V221H86ZM97 220V219H96ZM101 220V218L99 219ZM110 220V219H108ZM114 220V218H113ZM122 219H120L121 221ZM140 220V219H139ZM151 220V219H150ZM156 220H158L156 218ZM164 220V219H163ZM195 220H200V218H196ZM208 220V219H207ZM222 220V219H221ZM80 221V220H79ZM78 221V222H79ZM84 221V222H85ZM92 221V220H91ZM98 221V220H97ZM104 221V220H101ZM107 221V220H106ZM119 221V220H117ZM132 221V220H131ZM137 221V220H136ZM142 221V220H141ZM144 221V220H143ZM148 221V220H147ZM161 222L160 220H158ZM167 221V220H166ZM165 221V222H166ZM170 221V220H169ZM177 221V220H176ZM180 221V220H178ZM182 221V220H181ZM192 221V220H191ZM206 221V220H204ZM233 221V220H232ZM244 221V220H243ZM18 222V221H15ZM13 222V223H15ZM21 222V221H20ZM100 222V221H99ZM112 223H116L115 221H111ZM111 222L109 224H111ZM130 222V221H129ZM134 222V221H133ZM138 222V221H137ZM145 222V221H144ZM155 222V221H154ZM153 222V225L155 224ZM157 222V221H156ZM172 222V220H171ZM175 222V221H174ZM173 222V223H174ZM193 222V221H192ZM207 222V221H206ZM204 222V223H206ZM214 221H211V224ZM226 223V221H224ZM248 222V221H247ZM70 223V222H69ZM81 223V221L79 222ZM91 222L90 224H92ZM95 223V221H94ZM98 223V222H97ZM96 223V225H97ZM104 223V222H103ZM106 223V222H105ZM102 224L103 227L105 228L104 225ZM119 223V222H117ZM179 223V222H178ZM177 223V224H178ZM237 223V222H236ZM239 223V222H238ZM5 224V223H4ZM2 222L0 223V237L1 239H9L10 241H13L12 239L19 240L22 246L28 245L32 247L33 249L40 251L41 255L49 262L47 264H50L52 262V256L54 255L53 253H50L43 247L42 245L38 244L37 242L34 241V239H31L28 237L29 235H26L22 231H20L18 228L17 223L12 227V225H4ZM32 224V223H31ZM34 224V221H33ZM36 224V222H35ZM76 224V223H75ZM99 224V223H98ZM101 224V223H100ZM108 224V223H107ZM141 224V223H139ZM146 224V223H144ZM149 224V223H148ZM170 224V223H168ZM182 224V223H181ZM185 224V223H184ZM201 224V223H199ZM208 224V223H207ZM23 225V223H22ZM25 225V224H24ZM27 225V223H26ZM30 226V224H28ZM43 225V224H42ZM69 225V224H67ZM73 225V224H72ZM128 225V224H127ZM132 225V224H131ZM134 225V224H133ZM136 225V224H135ZM152 225V227H153ZM157 226V224H155ZM154 225V226H155ZM164 225V223H163ZM172 225V224H171ZM170 225V226H171ZM175 225V224H174ZM203 225V224H202ZM209 225V224H208ZM221 225V224H220ZM229 225V224H228ZM71 224L69 225V227ZM80 226V225H79ZM82 226V224H81ZM95 226V225H94ZM99 225H97L98 227ZM114 227V225H112ZM111 226V227H112ZM120 226V225H119ZM118 226V227H119ZM137 226V225H136ZM138 225L137 227H139ZM143 228V225H141ZM167 226V225H166ZM184 226V225H183ZM182 226V227H183ZM186 226V225H185ZM199 226V225H198ZM205 226V225H204ZM210 226V225H209ZM208 226V227H209ZM222 226V225H221ZM220 226V227H221ZM231 226V224H230ZM228 226V228L230 227ZM33 227V226H32ZM41 227V226H40ZM39 227V228H40ZM43 227V226H42ZM65 227V224L64 226ZM67 227V226H66ZM68 227V228H69ZM88 227V226H86ZM108 227V226H106ZM110 227V226H109ZM111 229H114V228ZM121 228L122 225L120 226ZM131 227V226H130ZM135 227V226H134ZM169 227V225L167 226ZM175 226H172V229ZM177 227V225H176ZM181 227V228H182ZM237 228L241 231L245 232H253L254 231H264V219H257V220H252L249 223H244L242 224H236L234 228ZM37 228V227H36ZM35 228V229H36ZM73 228L72 226L70 227ZM90 228V227H89ZM88 228V229H89ZM129 228V227H128ZM127 228V229H128ZM132 228V227H131ZM136 228V227H135ZM147 228V227H146ZM145 228V229H146ZM158 228V227H157ZM160 228V226H159ZM163 228V227H161ZM165 228V226H164ZM193 228V227H192ZM191 228V229H192ZM197 228V227H196ZM200 228V227H199ZM202 228V227H201ZM207 228V227H205ZM216 228V227H215ZM218 228V227H217ZM231 228V227H230ZM232 228L231 231L234 230ZM21 229V228H20ZM29 229V228H28ZM64 229V228H63ZM81 229V228H80ZM85 228H83L84 231ZM94 229H99L94 227ZM103 229V228H102ZM134 229V228H133ZM137 229V228H136ZM148 229V228H147ZM156 229V228H154ZM175 229V228H174ZM173 229V230H174ZM178 229V227H177ZM188 229V228H187ZM190 229V228H189ZM204 229V228H203ZM210 229V228H208ZM220 229V228H219ZM226 230V228H224ZM22 230V229H21ZM24 230V229H23ZM65 232L67 230L64 229ZM63 230V231H64ZM68 229V231H70ZM76 230V229H75ZM79 230V229H78ZM110 230V229H109ZM117 230V229H115ZM139 230H141L139 228ZM138 230V231H139ZM158 230V229H157ZM176 230V229H175ZM180 230V229H178ZM186 230V229H184ZM193 230V229H192ZM191 230V231H192ZM195 230V229H194ZM198 230V229H197ZM206 231V229H204ZM228 230V229H227ZM236 230V229H235ZM32 231V230H31ZM44 231V230H43ZM52 231V232H53ZM67 231V232H68ZM87 232L90 231L86 230ZM84 231V232H86ZM92 231V230H91ZM95 231V230H94ZM98 231V230H97ZM101 231V230H100ZM104 231V229H103ZM114 231V230H113ZM122 231V230H121ZM129 231V230H128ZM133 231V230H132ZM151 231V229H150ZM165 231V230H163ZM211 231V230H210ZM213 231V229H212ZM211 231V232H212ZM221 231V230H220ZM223 231V229H222ZM230 231V230H229ZM238 231V230H237ZM27 232V231H26ZM35 231L34 233H36ZM42 232V230L40 231ZM65 233L64 236L62 234H56L53 235V237L60 243V246L62 247V243H66L67 247L70 246L68 245V242L70 243L71 237L69 238V234ZM72 232V231H71ZM81 232V231H80ZM102 232V231H101ZM105 232V231H104ZM104 232L103 235L105 234ZM107 232V231H106ZM116 232V231H115ZM127 232V231H126ZM142 232V230H141ZM154 232V231H153ZM169 232V231H168ZM173 232V231H172ZM171 232V233H172ZM176 232V231H175ZM183 232V230H182ZM201 232V231H200ZM203 232V231H202ZM209 232V231H208ZM210 232V234H211ZM214 232V231H213ZM212 232V233H213ZM224 232V231H223ZM28 233V232H27ZM39 233V232H38ZM37 233V234H38ZM46 234V232H43L42 234ZM49 233V232H48ZM74 232H72L73 234ZM99 233V231H98ZM101 233V235H102ZM108 233V232H107ZM110 233V231H109ZM119 233V232H118ZM128 233V232H127ZM130 233V232H129ZM139 233V232H138ZM151 233V232H150ZM178 233V232H177ZM177 233H175L177 235ZM181 233V232H180ZM179 233V234H180ZM192 233H195L192 232ZM197 233V232H196ZM199 233V231H198ZM206 233V232H205ZM217 233V232H216ZM237 233H240L237 232ZM260 233V232H259ZM31 235L33 233H30ZM42 234H40L42 236ZM77 234V232H75ZM74 234V235H75ZM81 234V233H79ZM113 234V232H112ZM124 234V233H123ZM142 235V233H140ZM144 234V233H143ZM149 234V233H148ZM147 234V235H148ZM155 234L156 231H155ZM161 234V233H160ZM174 234V233H173ZM185 234V232H184ZM203 234V233H202ZM214 234V233H213ZM36 235V234H33ZM39 235V237H41ZM48 235V234H47ZM83 235V233L81 234ZM86 235V233H84ZM84 235L82 237H84ZM88 235V233H87ZM96 235V234H95ZM107 236V234H105ZM104 235V236H105ZM125 235V234H124ZM123 235V236H124ZM153 235V234H152ZM151 235V236H152ZM159 235V234H158ZM163 234H161L162 236ZM167 235V234H166ZM163 235L162 237L166 236ZM240 235V234H239ZM254 235V234H253ZM38 236V235H37ZM49 236V235H48ZM76 236V235H75ZM89 236L92 237L90 234ZM103 236V237H104ZM112 237V235H110ZM114 236V235H113ZM116 236V235H115ZM118 236V235H117ZM122 236V235H121ZM122 236V237H123ZM130 236V235H127ZM134 236V234H133ZM132 236V237H133ZM169 236V235H167ZM175 236V235H174ZM173 236V237H174ZM182 236V235H181ZM185 237V235H183ZM182 236V237H183ZM193 236V235H192ZM196 236V235H195ZM208 236V235H206ZM231 235H228V237ZM237 236V235H236ZM242 236V234H241ZM239 236V237H241ZM251 236V235H250ZM38 237V238H39ZM45 237V235H44ZM77 237V236H76ZM95 237V236H94ZM98 237V236H97ZM102 237V236H100ZM132 237H128L129 239ZM135 237V236H134ZM140 237V236H139ZM142 237V236H141ZM158 237V236H155ZM154 237V238H155ZM160 237V236H159ZM172 238V236H169ZM183 237V238H184ZM204 237V236H203ZM202 237V238H203ZM212 237V236H211ZM225 237V236H224ZM223 237V238H224ZM244 237V236H243ZM247 237V234L246 236ZM244 237V238H245ZM252 237V236H251ZM37 238V237H36ZM74 238V237H73ZM72 238V239H73ZM93 238V237H92ZM121 238V237H120ZM165 238V237H164ZM175 238V237H174ZM181 238V237H180ZM200 238V237H199ZM208 238V237H207ZM214 238V237H212ZM219 238V237H218ZM222 238V239H223ZM231 238V237H229ZM238 238V237H237ZM248 238V237H247ZM45 239V238H44ZM48 239V238H47ZM50 239V238H49ZM79 239V238H77ZM82 240V238H80ZM79 239V240H80ZM88 239H90L88 237ZM86 239V240H88ZM94 239V238H93ZM99 239V238H97ZM96 239V240H97ZM102 239V238H100ZM99 239V240H100ZM106 239V238H105ZM105 239H102L103 241ZM114 239V238H113ZM133 239V238H132ZM140 239V238H137ZM151 239V238H150ZM153 239V238H152ZM162 239V238H161ZM168 239V238H167ZM178 239V238H177ZM186 239V238H185ZM246 239V238H245ZM8 240V241H9ZM43 240V239H42ZM41 238L39 241H41ZM52 240V239H51ZM54 240V239H53ZM76 240V239H74ZM124 242L125 238H123ZM123 240H121L123 242ZM131 240V239H130ZM129 240V241H130ZM163 240V239H162ZM165 240V239H164ZM163 240V241H164ZM175 240V239H174ZM172 240L173 242H175ZM180 240V239H179ZM178 240V241H179ZM182 240V239H181ZM188 240V239H187ZM190 240V239H189ZM188 240V241H189ZM196 240V239H195ZM195 240H194V246H195ZM210 240V239H209ZM214 240V239H213ZM226 240V239H224ZM229 241V239H227ZM233 239H231L232 241ZM242 240V239H241ZM4 241V240H2ZM2 241H0L2 243ZM6 241V242H8ZM9 241V243H10ZM44 241V240H43ZM46 241V240H45ZM49 241V240H47ZM77 241V240H76ZM76 245H80L81 241L78 244L77 242ZM94 240H92V243ZM103 241H100L102 243ZM115 241V240H114ZM117 241V240H116ZM135 241V239H134ZM133 241V242H134ZM138 241V240H137ZM140 241V240H139ZM138 241V243H139ZM142 241V240H141ZM146 241V240H145ZM150 241V240H148ZM153 241H155L153 239ZM162 241V242H163ZM169 241V239H168ZM184 241V240H183ZM188 241L186 243H188ZM191 241V240H190ZM200 241V240H199ZM204 241V240H202ZM221 241V239H220ZM234 241V240H233ZM236 241V240H235ZM240 241V240H239ZM244 241V240H242ZM14 242V241H13ZM50 242V241H49ZM54 242V241H53ZM56 242V241H55ZM72 242V241H71ZM88 242V241H87ZM90 242V241H89ZM120 242V243H122ZM159 242V240H158ZM171 242V241H170ZM169 242V243H170ZM180 242V241H179ZM198 242V240H197ZM205 242V241H204ZM209 242V241H208ZM227 242V241H225ZM223 242L222 246H227V244ZM241 242V241H240ZM251 242V241H250ZM0 243V244H1ZM19 243V242H18ZM44 243V242H43ZM52 243V242H50ZM73 243V244H74ZM105 245L108 244V241L104 242ZM110 243V242H109ZM114 242L112 241V244ZM128 243V241H127ZM126 243V244H127ZM132 243V241H131ZM128 244L127 246L131 245ZM161 243V241H160ZM159 243V244H160ZM165 246H167L166 241L164 242ZM168 243V242H167ZM190 243V242H189ZM202 243V242H201ZM206 243V242H205ZM222 243V242H221ZM228 243V242H227ZM236 243V242H235ZM244 243V242H243ZM46 244V243H45ZM56 244V243H54ZM62 244V245H61ZM87 243L85 242L84 245ZM95 244V243H94ZM94 244H91L92 246ZM97 244V243H96ZM125 244V243H123ZM122 244V245H123ZM136 244V243H135ZM135 244H134V250L135 252ZM147 244V242H146ZM143 243V245H146ZM156 244V242H155ZM162 244V243H161ZM176 244H179L178 242ZM191 244V243H190ZM200 244V243H199ZM212 244V243H211ZM217 244V243H215ZM10 245V244H9ZM14 245V244H13ZM20 243L18 245L21 246ZM49 245V243H48ZM90 245V244H89ZM99 245V244H98ZM97 245V246H98ZM103 246V244H101ZM100 245V248H102ZM154 245V243H153ZM158 245V244H157ZM169 245V244H168ZM174 245V244H173ZM172 245V247H173ZM186 246V244H184ZM189 245V244H188ZM202 245V244H201ZM209 246L210 244L207 243ZM213 245V244H212ZM218 245V244H217ZM232 244H230V247ZM236 245V244H235ZM2 246V245H1ZM54 246V245H53ZM59 246V245H58ZM73 246V245H72ZM75 246V245H74ZM88 246V244H87ZM87 246L85 249H87ZM91 246V249H92ZM95 246V245H94ZM96 246V247H97ZM116 246V245H115ZM125 246V245H124ZM123 246V247H124ZM126 246V247H127ZM133 246V245H132ZM141 246V244H140ZM150 246V245H149ZM155 246V245H154ZM161 246V245H160ZM171 246V245H170ZM178 246V245H175ZM182 246V245H181ZM192 246V245H191ZM220 246V245H219ZM221 246V247H222ZM3 247V246H2ZM9 254L11 255V260L12 263L16 264H30L26 262L24 259L18 257L17 254L13 253L8 246H5ZM16 247V246H15ZM26 247V246H25ZM48 247V246H47ZM78 247V246H77ZM75 246V250L69 248V251L71 253L68 255L62 262L61 264H77V263H83V264H89L90 259L91 260H96L98 261L101 257L106 256V253L98 255V253H89L85 250H76L77 248ZM81 247V246H80ZM83 245L82 248L84 249ZM96 247H93L96 249ZM106 247V246H104ZM109 247V246H107ZM112 247V246H110ZM118 247V248H117ZM147 247V246H146ZM162 247V246H161ZM158 246V248H161ZM171 247V248H172ZM17 248V247H16ZM21 248V247H20ZM50 248V247H48ZM54 248V247H53ZM74 248V247H73ZM89 248V247H88ZM99 248V246H98ZM115 248V247H114ZM117 249H119V246H116ZM121 248V246H120ZM152 248V247H151ZM157 248V249H158ZM169 248V246L167 247ZM174 249H177L176 247H173ZM172 248V249H173ZM182 248V247H181ZM185 248V247H184ZM189 248V247H188ZM192 248V247H191ZM196 248V247H195ZM225 248V247H224ZM228 248V247H227ZM241 248V247H240ZM2 249V248H1ZM28 249V248H27ZM25 249V250H27ZM79 249V248H78ZM91 249H88L91 251ZM104 249V248H103ZM116 249V250H117ZM126 249V248H125ZM129 249V247H128ZM137 249H139V246L137 244ZM162 249V248H161ZM165 249V250H164ZM171 249V250H172ZM187 249V248H185ZM190 249V248H189ZM188 249V250H189ZM203 249V248H202ZM232 249V248H230ZM242 249V248H241ZM5 250V248H4ZM18 250V248H17ZM34 250V251H35ZM58 250V249H57ZM56 250V252H57ZM67 250V248H66ZM93 250V249H92ZM100 250V249H99ZM102 250V249H101ZM115 250V251H116ZM121 250V249H120ZM119 250V251H120ZM142 250V249H140ZM146 250V249H145ZM151 250V249H148ZM154 250V249H153ZM164 252L167 250L166 248L163 247ZM180 250V248H179ZM193 250V249H192ZM195 250V249H194ZM197 250V249H196ZM199 250V249H198ZM225 250V249H224ZM234 249L233 251H235ZM244 250V249H243ZM3 251V250H1ZM0 251V252H1ZM14 251V250H13ZM30 251V249H29ZM33 251V252H34ZM67 251V252H69ZM97 251V249H96ZM108 251V249H107ZM105 251V252H107ZM139 251V250H138ZM138 251H136L138 253ZM183 251V250H182ZM191 251V250H190ZM201 251V249L199 250ZM203 251V250H202ZM216 251V250H215ZM241 250H239L240 252ZM28 252V251H27ZM32 252V254H33ZM102 252V251H101ZM104 252V251H103ZM102 252V253H103ZM111 252V250H110ZM114 252V251H113ZM112 252V253H113ZM124 252V250H123ZM128 252V251H127ZM126 252V253H127ZM141 252V251H139ZM173 252V251H172ZM175 252V250H174ZM173 252V253H174ZM184 252V251H183ZM187 252V251H186ZM192 252V251H191ZM212 252V251H211ZM225 253H228V251H224ZM230 252V251H229ZM243 252V251H241ZM264 252V251H263ZM262 252V253H263ZM3 253V252H2ZM21 253V251H20ZM39 253V252H38ZM55 253V252H54ZM63 253V252H62ZM61 253V254H62ZM129 253V252H128ZM142 253V252H141ZM145 253V252H143ZM151 253V252H150ZM159 253V252H158ZM166 253V252H165ZM164 253V254H165ZM179 254V252H177ZM175 252V254H177ZM196 253V251L194 252ZM193 253V254H194ZM209 253V252H208ZM213 253V252H212ZM220 253V252H219ZM246 253V252H244ZM243 253V254H244ZM24 254V253H23ZM36 254V253H35ZM40 254V253H39ZM108 254V253H107ZM120 252L117 254L119 255ZM149 254V252H148ZM155 257L158 255L156 252L154 253ZM157 254V255H156ZM174 254V262L172 261H166L163 264H191L187 261V256L182 258L181 256L175 257ZM181 253L180 255H182ZM185 254V253H184ZM189 254V253H188ZM210 254V253H209ZM214 254V253H213ZM216 254V253H215ZM214 254V255H215ZM240 254V253H239ZM238 254V255H239ZM264 254V253H263ZM8 255V254H7ZM25 255V254H24ZM29 255V252L28 254ZM31 255V254H30ZM34 255V254H33ZM37 255V254H36ZM59 255V254H58ZM64 255V254H63ZM129 255V254H128ZM134 255V254H133ZM137 254H135L136 256ZM140 255V254H139ZM153 255V254H152ZM151 255V256H152ZM170 255V254H169ZM200 255V254H198ZM204 255V254H203ZM201 255V261L206 264H219L220 260L218 261L219 263L213 262L211 259L208 260L209 258H204V256ZM221 255V254H220ZM237 255V256H238ZM23 256V255H22ZM38 256V255H37ZM55 256V255H54ZM111 256V254H110ZM109 256V257H110ZM113 256V255H112ZM119 256H122L121 254ZM134 256V257H135ZM141 256V255H140ZM145 256V254H144ZM154 256V255H153ZM160 256V254H159ZM167 256V255H166ZM191 256V255H189ZM188 256V258H189ZM194 256V255H193ZM196 256V254H195ZM193 258H196V257ZM210 256V255H209ZM213 256V255H212ZM217 256V254H216ZM228 256V255H227ZM226 258L228 259V257ZM246 256V255H243ZM9 257V256H8ZM41 257V256H40ZM117 257V256H116ZM123 257V256H122ZM121 257V258H122ZM126 257V255H125ZM130 257V255H129ZM128 256L124 258V262L126 259L129 258ZM139 257V256H138ZM137 257V258H138ZM161 257V256H160ZM163 257V256H162ZM165 257V256H164ZM163 259H167L164 258ZM173 257V255H172ZM192 257V256H191ZM199 257V256H198ZM206 257V256H205ZM223 257V256H222ZM235 257V256H234ZM239 257V256H238ZM249 257V256H247ZM264 257V256H263ZM30 258V257H29ZM55 258V257H54ZM63 258V257H62ZM111 258V257H110ZM109 258V259H110ZM113 258H115L113 256ZM120 258V259H121ZM154 258V257H153ZM152 258V259H153ZM157 258V257H156ZM192 258V259H193ZM200 258V257H199ZM213 258V257H212ZM215 258V256H214ZM225 258V257H224ZM225 258V260H226ZM231 258V257H230ZM233 258V257H232ZM240 258V257H239ZM238 258V259H239ZM243 259V257L241 256ZM7 259V258H6ZM28 259V258H27ZM35 259V258H33ZM38 259V258H37ZM41 259V258H40ZM43 259V258H42ZM41 259V260H42ZM59 259V258H57ZM102 259V258H101ZM105 259V258H104ZM119 259V258H118ZM117 259V260H118ZM131 259V258H130ZM160 259V258H159ZM157 259V260H159ZM162 259V258H161ZM171 259V258H170ZM189 259V260H192ZM216 259V258H215ZM223 259V258H222ZM235 259V258H234ZM248 259V258H247ZM262 259V258H260ZM4 260V258H3ZM30 260V259H29ZM39 260V259H38ZM40 260V261H41ZM44 260V259H43ZM42 260V261H43ZM89 260V261H88ZM113 260V259H112ZM115 260V261H117ZM122 260V259H121ZM135 260V258H134ZM148 260V258L146 259ZM151 260V259H150ZM156 260V261H157ZM200 260V259H199ZM2 261V260H1ZM35 261V260H34ZM103 261V259L101 260ZM100 261V262H101ZM106 261V260H105ZM114 261V262H115ZM130 261V260H129ZM142 261V260H141ZM160 261V260H159ZM163 261V260H162ZM195 261V260H194ZM229 261V260H228ZM231 261V260H230ZM241 261V260H240ZM245 261V260H244ZM262 261V260H261ZM31 262V260H30ZM44 262V261H43ZM93 262V261H92ZM123 262V260L121 261ZM155 262V261H154ZM151 262V263H154ZM161 262V261H160ZM196 262L197 259H196ZM196 262H194L196 264ZM199 262V263H200ZM224 262V259H223ZM222 262V263H223ZM226 262V261H225ZM224 262V263H225ZM242 262V261H241ZM240 262V263H241ZM248 262V261H246ZM245 262V263H246ZM37 263V262H35ZM39 263V262H38ZM37 263V264H38ZM46 264V261L44 262ZM43 263V264H44ZM113 262L111 261V264ZM133 263V262H132ZM147 263V262H146ZM150 264V262H148ZM238 263V262H237ZM243 263V262H242ZM5 264V262H4ZM7 264V263H6ZM33 264V263H32ZM42 264V263H41ZM53 264V263H52ZM57 264V263H56ZM99 264V263H98ZM120 264V263H119ZM161 264V263H160ZM193 264V261H192ZM233 264V262H232Z\"/></svg>","mask_w":264,"mask_h":264},{"label":"rangeland","instance_id":"rangeland-1","mask_svg":"<svg viewBox=\"0 0 264 264\" xmlns=\"http://www.w3.org/2000/svg\"><path fill=\"white\" fill-rule=\"evenodd\" d=\"M208 1V2H207ZM207 1H205V3L206 4H204V3H202L201 4V9L202 8H204V9H202V11L200 10V9H198V7L199 6H197L196 7V5L194 6L195 8H193V9H196V10H194L195 12H192L190 15L186 12V9L184 8V10L182 11V13H181V15L182 16H180L179 14H178V17L180 18V19H183V17L185 18L184 19V21H191V22H193V19L194 20H196L195 18H201V17H203V18H201L202 20H204L205 18H206V20H205V22H207L208 21V23L209 22H211V21H213V20H215V19H220V17L221 18H223V19H230V20H236V19H240L241 18V16L243 15L242 14V10H237V9H235L234 10V8H233V12H232V7L231 6H228V5H226L225 6V8L223 9V11H219V10H216L217 9V7L215 6L216 5V3L218 4L219 2V0H207ZM214 3H213V2ZM215 1H217V2H215ZM223 1H227V0H223ZM222 1V2H223ZM209 2H211V3H209ZM213 5V7H212V5ZM207 5V6H206ZM203 6V7H202ZM205 6V7H204ZM224 7V6H223ZM208 8H209V11H208ZM210 8H213V9H210ZM227 8H229V9H227ZM197 10H199L200 11V13H199V11H198V13L196 12ZM212 10H213V12H212ZM244 10V9H243ZM211 11V12H210ZM229 11H231V12H229ZM184 12H186V13H184ZM203 12V13H202ZM236 14H235V13ZM241 12V13H240ZM195 13H196V15H195ZM204 14V16H201L202 14ZM225 13H227V14H225ZM237 13H238V15H237ZM240 13V14H239ZM253 14L255 13V12H252ZM185 14H186V17H185ZM193 14V15H192ZM224 14V16H222ZM250 14V13H249ZM210 15V16H209ZM188 16V17H187ZM240 16V17H239ZM205 17V18H204ZM211 17V19H209ZM231 17V18H230ZM243 17V16H242ZM187 18H189V19H191V20H188ZM234 18V19H233ZM209 19V20H208ZM201 20V21H202ZM173 44L175 45L176 44V42H173ZM174 45H171V47L173 48V49H175L174 50V53H181L182 51L180 50V48L177 46V45H175V46H177V48H175L174 47ZM229 45H232V43L230 42V44ZM214 48L217 50L218 48L216 47V46H214ZM213 48V49H214ZM220 48V47H219ZM179 49V50H178ZM235 52H233V53H231L232 51H230V52H227V53H225V56H224V58L227 60V58H229L228 60V62L229 63H227L226 62V67H231L232 68V66H235V64L237 63V65H241L242 67H243V69H241V70H248L249 69V66H248V62H245V60H239L240 62H238V61H236L235 63L233 62V58H239V57H243V56H249L250 55V50L248 51V50H241V49H239V48H236L235 50H234ZM236 52H238V53H236ZM243 53V54H242ZM237 54V55H236ZM242 54V55H241ZM233 55V56H232ZM238 55H239V57H238ZM246 56V57H247ZM232 58V59H231ZM231 59V60H230ZM262 59H264V58H261V59H259L258 61H257V63L258 64H260V65H262L263 63H264V60H262ZM208 59H206V61H204L203 62V64L205 65V69H207V71L210 73V74H208V76H210L211 74H213V69H210L209 67L211 66V65H213V66H215L216 64H218V61L219 60H217V59H214V62H213V60L212 61H210V62H208L207 61ZM215 60H216V62H215ZM261 60V61H260ZM232 61V62H231ZM245 62V63H244ZM259 62H261V63H259ZM202 63V62H201ZM230 63H232V64H230ZM254 63V62H253ZM252 63V64H253ZM257 63H254L253 65L254 66H251V68H252V70L253 69H255V68H260V67H257V66H255ZM208 65H209V67H208ZM248 67V68H247ZM184 68H186V67H184ZM189 68V67H188ZM188 68H186L185 70H187ZM179 70H181V69H179ZM263 70H264V67H263ZM260 71L259 69H255V70H253L254 71V74H252V77H251V75H249L248 76V78H247V75H246V78L244 79V77H245V75H244V77L243 78H241V80H239L236 84H234L233 86H235V87H231V88H229L228 89V93L225 95V94H223V92H221V94L222 95H224L220 100H221V102H220V100H218V103L219 104H221L220 106H221V108H219V110H217V111H214V112H216V113H218V116L217 117H214L212 120H210V121H212L213 123H215V124H213L212 122H210L209 121V125L208 124H206L205 125V128H203L204 129V132H199L200 134H197V135H195V137H194V134H193V132L189 129V127H187V126H185L184 124H179V123H177L176 122V124H175V122H172V124L170 123V122H168V127H167V125L165 126H159V127H148V129L147 128H139L138 130L137 129H135V128H132V129H128L126 132V135H127V138L125 137L126 135H123L122 137H118L117 139H116V141L115 142H113V147L111 146V149L113 150V152H114V154H115V158L117 157L118 159H119V157H120V153H121V151L119 152V149H120V146H121V144H123V142L125 141V139L126 140H128V141H125L126 143H129L130 141V143L129 144H131V146H134L135 147V150L137 151L136 152V154H133V158H139V160L141 161V159H144L142 162H147V161H149V162H151V163H159V164H161L159 161H161V157L163 156V159H162V161H164V159L166 160V159H168L169 160V162L168 161H166V162H162V164L158 167L159 169H160V171H159V173H160V175L159 176H157V177H154V178H149V179H147V178H145V177H135V176H129V177H125L124 176V174H122V173H113L115 176H113V178L116 180V183H115V180H111V182H108V186H107V183H101L100 185H99V187L98 186H88L89 187V193L90 194H92L93 196H96L97 198H99V199H105V198H107L108 196H109V194H110V196L109 197H111V195L112 196H114V197H116V198H122V199H127V198H135V197H138V196H140V194L143 196H145V200H144V202H142L143 200H139L140 201V205L137 207V208H133V209H131V210H126L127 212L125 213V209H117V207L115 208V207H112V209H107V211H106V209H100L99 208V211L98 212H96L98 209H96L95 208V206H93V205H91V204H89V203H86L85 201H83V200H74L75 202H73L72 203V205L74 204L75 205V207H74V209L75 208H77L79 205H81V206H79L78 208H77V210L75 209V211H73V206L71 207V206H69V208H68V210L70 209H72V211L69 213L68 211L65 213V209L64 208H62L63 207V205L59 208V209H55L54 207H56V205H55V203H53L51 200H49L48 198H45L43 195L41 196V195H39L36 191H33V190H27V191H25V189H24V191H23V189H22V191H21V189H16L14 192H13V194H15V196H16V198L17 199H20L21 201H23V202H25V203H27L30 207H34V208H36V209H38L40 212H43V213H45V214H47L48 216H50V217H56V216H58V217H61L60 218V224H61V226H60V228L62 229L61 231H59V232H54L53 230H52V228L53 227H48L47 228V225L46 224H44L43 222H41V221H38V220H36V218L34 217V216H32V214L33 213H30L31 211H26L25 209H22L21 210V208L19 207L18 208V206L15 204V203H13L12 201H11V198H10V196H9V194L7 195V192H6V190H4L3 189V196L2 197H0V201H2V202H0V216L1 215H3V218L2 217H0V223L2 222V224H4V225H12V227H16V226H18V227H16V228H18L20 231H22L23 233H25L26 235H29L28 237H30L31 239H34V241L35 242H37L38 244H40V245H42L43 247H45V249H47V251L49 252L50 250V252L51 253H53L54 255H51L52 256V262H50V264H61L60 262H62L70 253H71V251H69V248L68 247H71V249L73 250H75V246L77 247L76 248V250H85V251H87V252H89V253H95L96 252V254L98 253V255H101V254H104V253H106V256H103V257H101L102 259H103V261H101L102 259L100 258L98 261H94V260H91L90 259V263L89 264H111V261L113 262L112 264H126V262H124V258H126L127 256L129 257V255H130V257L128 258V259H126L125 261H127V264H149L148 262H150V264H163L164 262H165V260L166 261H171V263H172V261L174 262V260L173 259H175L174 258V254H175V252L177 253V252H179V254L177 253V254H175V257L177 256V257H179V256H183L182 258H184L185 256H189V255H191V256H189V258H188V256H187V261L190 263L191 262V264H192V261H193V264H195L194 262H196V259H197V261L198 262H196V264H206V263H203V261L202 262H200L202 259H201V255H203L204 256V258L206 259V258H209L208 260H212L213 262H216L217 260L219 261L220 259V263L217 261L216 263H219V264H232V262H233V264H264V231H254V233L253 232H251V233H249V232H245V233H243L244 231H241V230H239V229H237L236 227L234 228V226L236 225V224H242V222H243V224L244 223H249V222H251L252 220L254 221V220H259V219H264V212H262V211H264V189H261V187L262 188H264V175H263V173L262 172H264V119L262 118V117H264L263 115V111H264V107H262L263 106V104H264V99H260V100H257V99H259L258 98V96L260 95L259 93H261V92H263V90H264V88H262V86L264 87V80H263V78H264V71ZM258 72H260V74L258 73ZM261 72H263V73H261ZM241 73H245V72H242L241 71ZM257 73V74H256ZM234 74H236L237 76H239V73H236V72H234ZM262 74V75H261ZM256 75H258L257 77H256ZM257 78V79H256ZM258 78H259V80H258ZM262 78V79H261ZM134 79V77L133 78H131L130 80L132 81ZM244 79V80H243ZM248 79V80H247ZM252 79V80H251ZM253 79H254V81H253ZM260 79H261V81H260ZM236 80V79H235ZM245 81V83H244V85H243V82ZM248 81V82H247ZM252 81L254 82L253 84H252ZM263 81V82H262ZM251 82V83H250ZM252 84V86L250 85V84ZM257 85H256V84ZM261 83V84H260ZM256 86H255V85ZM253 85H254V87H253ZM237 86V87H236ZM246 86H248V87H246ZM250 86V87H249ZM246 89H245V88ZM257 87V88H256ZM244 88V89H243ZM263 90H262V89ZM237 89V90H236ZM242 89V90H241ZM253 89H255V90H253ZM234 90V91H233ZM239 90H241V91H239ZM251 90V91H250ZM257 90H259V91H257ZM236 93L237 95H238V93H239V95H240V97L242 96V98H240L241 99V102H239L240 101V99L239 98H237V95H234V93ZM242 92V94H240ZM245 92H248V93H246L245 94ZM252 92V93H251ZM253 92L255 93V95L253 96H251V94H253ZM244 93V94H243ZM231 94H233V95H231ZM238 95V96H239ZM247 95H249V96H247ZM243 96L245 97V101H244V98H243ZM194 97V96H193ZM226 97V98H225ZM250 98V99H249ZM253 100H252V99ZM196 99H199V101H197L196 102V100H191L190 99V101H188L189 102V104H191V105H189L188 103H187V101L186 100H184L185 102H183L181 99H179V100H181L182 101V107L185 109V111H183L184 109L183 108H177L176 110L179 112V110H180V114H183L184 115V113H185V115L184 116H181L182 118H186L187 119V117H188V120L190 119L191 120V118L192 119H194L193 117V115H196L195 113H192V107L194 106V105H196L198 102H200V101H205V100H203V99H205L203 96H200L199 98H198V96H197V98ZM212 99V98H211ZM234 99H237V100H234ZM189 100V99H188ZM213 100H214V98H213ZM225 100H227V101H225ZM230 100V101H229ZM256 100V101H255ZM210 100L208 99V100H206L205 101V103H208ZM212 101V100H211ZM234 101H236V103L234 102ZM244 101V102H243ZM257 101H259V102H257ZM175 102H176V100H175ZM174 102V103H175ZM228 102L230 103V104H228ZM233 102V103H232ZM247 102H248V104L249 105H247ZM252 102V103H251ZM255 102V103H254ZM263 102V103H262ZM161 103V102H160ZM173 103V105H175ZM184 103V104H183ZM243 103V104H242ZM245 103H246V105H247V107H245ZM250 103H251V105H250ZM257 103H258V106H259V108H258V106H257ZM262 103V104H261ZM209 104V103H208ZM233 104V105H232ZM241 104V105H240ZM188 105H189V107H188ZM193 105V106H192ZM237 105V107H234V106H236ZM110 105H108V107H109ZM138 106H139V108H141L142 107V104L141 103H139L138 104ZM186 106H187V108H186ZM227 107V109H226V107ZM233 106V107H232ZM239 106V107H238ZM242 106V107H241ZM251 106H256V108H257V112H259V114L255 111L254 112V110H251V108H249V107H251ZM161 107H163V105H161ZM232 107V108H231ZM254 107H252L253 109H254ZM138 108V109H139ZM240 108V109H239ZM248 108V109H247ZM179 109V110H178ZM183 109V110H182ZM238 111H237V110ZM260 109V110H259ZM261 109H263V111L261 110ZM188 110V111H187ZM222 110V111H221ZM232 110V112H230ZM234 110V111H233ZM241 110V111H240ZM242 110H243V112H242ZM248 110H250V111H248ZM259 110V111H258ZM102 111V110H101ZM142 111V110H141ZM140 109H139V113L138 114H140ZM196 112H199V110L197 109V110H195ZM218 111H220V112H218ZM240 111V112H239ZM246 111H248V112H250L249 114H247V112ZM251 111H253L252 113H251ZM162 113V111L160 110L159 112H158V114H161ZM227 112H228V114H227ZM234 112V113H233ZM239 112V113H238ZM173 113H177L176 111H173ZM226 113V114H225ZM241 113H244V114H241ZM258 114V115H256V114ZM146 114H148V112H142L141 113V115L144 117V115L146 116ZM247 114V115H246ZM108 115H109V112H108ZM123 115H125V114H123ZM137 115V114H136ZM135 115V116H136ZM220 115V116H219ZM231 115V116H230ZM250 115V116H249ZM187 116V117H186ZM236 116V117H235ZM238 116V117H237ZM244 116V117H243ZM247 118H246V117ZM251 116H252V118H251ZM126 117V116H125ZM124 117V118H125ZM222 117H224V118H222ZM229 117V118H228ZM258 119H257V118ZM120 116L119 117H117L115 120L117 121V122H115V121H113L114 122V125H116L119 121H121L120 120ZM222 118V119H221ZM226 118V119H225ZM240 118H242V119H240ZM255 118V119H254ZM217 121H216V120ZM221 119V120H220ZM228 119V120H227ZM229 119H230V123L228 122L229 121ZM245 120V122H244V120ZM249 119L251 120V121H249ZM253 119V120H252ZM257 119V124H256V122L254 121V120H256ZM66 121L67 120H69V118L67 117V119H65ZM90 120V119H89ZM123 120V119H122ZM134 119H132V121H133ZM166 120H168V119H166ZM226 120V121H225ZM238 120H239V122H238ZM240 120L242 121V122H240ZM63 121V120H62ZM73 121V119L72 118H70V120L68 121V122H72ZM249 121V122H248ZM227 122V123H226ZM236 122H237V124H236ZM254 122V123H253ZM262 122H263V124H262ZM211 123V124H210ZM219 123V124H218ZM240 125H239V124ZM242 123V124H241ZM247 123H250L249 125H247ZM176 126H175V125ZM213 124V125H212ZM226 124V125H225ZM228 124H230V125H228ZM216 125V126H215ZM219 125V126H218ZM222 125V126H221ZM235 125H236V127H235ZM237 125H239L238 126V128H237ZM256 125V126H255ZM259 125V126H258ZM262 125V126H261ZM111 127H110V129H111V131H113L114 130V128L115 127H113V123L110 125ZM172 126V127H171ZM179 126H180V128H179ZM208 126V127H207ZM210 126V127H209ZM218 126V127H217ZM224 126V127H223ZM228 126V127H227ZM242 126V127H241ZM247 126V127H246ZM258 126V127H257ZM160 127H166L165 128V130L164 129H161ZM176 127V128H175ZM178 127V128H177ZM216 127V128H215ZM220 127V128H219ZM243 127H245L246 128V130H245V128L243 129V130H245V131H242V129L241 128H243ZM250 129H249V128ZM261 127V128H260ZM263 127V128H262ZM153 128V129H152ZM156 128V130L154 131V129ZM215 128V129H214ZM218 128V129H217ZM224 128V129H223ZM240 128V129H239ZM255 128H257L256 130H254ZM161 129V130H160ZM169 129V130H168ZM174 129V130H173ZM137 130V134L135 133V131ZM145 130V131H144ZM152 130V131H151ZM165 132H164V131ZM168 130V131H167ZM228 130V131H227ZM230 130V131H229ZM251 130V131H250ZM258 130V131H257ZM54 131H56V129L54 130ZM144 131V132H143ZM159 133H158V132ZM173 131V132H172ZM181 131V132H180ZM207 131V132H206ZM216 131V132H215ZM218 131H219V133H218ZM233 131V133H231ZM247 131L249 132V133H247ZM262 131V132H261ZM31 133V131H27V130H25V133H27L28 134V137H30V135H36L35 133H32V134H30ZM140 132V133H139ZM151 132V133H150ZM153 132V133H152ZM157 132V133H156ZM164 132V133H163ZM167 132V133H166ZM210 132H211V134H210ZM236 132V133H235ZM240 132H242V133H240ZM252 132V133H251ZM257 132V133H256ZM260 132V133H259ZM4 134H5V136L6 137H8L7 139H11V135L8 133L7 134V132H3ZM142 133V134H141ZM146 133V134H145ZM165 133H166V135H165ZM170 133V134H169ZM173 133V134H172ZM188 133V134H187ZM190 133V134H189ZM227 133H229L228 135H227ZM231 133V134H230ZM244 133V134H243ZM256 133V134H255ZM262 133V134H261ZM150 136H149V135ZM159 136V134H160V137H158L157 135ZM162 134V135H161ZM170 136V138L169 137H165V136H168V135ZM171 134H172V136H171ZM176 134V135H175ZM178 134V135H177ZM187 134V135H186ZM215 134L217 135V136H215ZM242 135L241 137H240V135ZM249 134V135H248ZM140 135V136H139ZM144 135V136H143ZM154 135H155V137H154ZM175 135V136H174ZM191 137H190V136ZM210 135V136H209ZM214 136L213 138L211 137V136ZM230 135H231V137H230ZM237 135H239V136H237ZM244 135V136H243ZM256 135H258V136H260L261 135V137H258V136H256ZM129 136V137H128ZM131 136V137H130ZM136 136V137H135ZM138 136L140 137V138H138ZM157 136V137H156ZM193 136V137H192ZM197 136V137H196ZM200 136H202V137H200ZM209 137L208 139H207V137ZM235 138H234V137ZM238 138H240L239 140L238 139H236L237 137ZM32 137V136H31ZM147 137H148V139H147ZM162 137H163V139H162ZM174 137V138H173ZM175 137L176 138H178V139H175ZM243 137H246V138H243ZM248 137V138H247ZM133 138H136V141H135V139H133ZM142 138V139H141ZM159 138H161V139H159ZM182 138V139H181ZM216 138V139H215ZM220 138H222V139H220ZM227 140H226V139ZM252 138V139H251ZM260 138H262V139H260ZM121 139V140H120ZM122 139H124L123 141H122ZM158 139V140H157ZM165 139H167V140H170L171 142H169V144H168V146H170L171 148L169 149V148H166L164 151L166 152V153H164V154H162V153H160L161 154V156H160V154H153L155 157V159H153V160H149V159H151V158H153V157H151L150 158V156L151 155H149V156H147V154H145L146 153V151L149 149V148H147L148 147V145H146V144H144L145 142H147V141H149V142H151L152 143V146L151 147H157V148H159L160 147V145L161 144H163L166 140ZM192 139V141H190ZM204 139V140H203ZM231 139H233L234 141H232ZM246 139V140H245ZM31 139H29V141H30ZM117 140H119V141H117ZM182 140V142H180ZM208 140V141H207ZM217 140V141H216ZM238 140V141H237ZM244 140V141H243ZM249 140H251L250 142H249ZM256 140H258V141H256ZM261 142H260V141ZM10 141V140H9ZM133 141V142H132ZM138 141V142H137ZM141 141V142H140ZM164 141V142H163ZM183 141H185L184 142V144H183ZM208 143H207V142ZM212 141V142H211ZM225 141V142H224ZM229 141V142H228ZM136 142V143H135ZM148 142V144H151V143H149ZM162 142V143H161ZM178 142V143H177ZM180 142V143H179ZM187 142H189V143H187ZM193 142H194V144H193ZM204 142V143H203ZM235 142V143H234ZM237 142V143H236ZM252 142V143H251ZM258 142V143H257ZM117 143H119V144H117ZM138 143V144H137ZM159 145H157V144ZM171 143V144H170ZM182 143V144H181ZM191 143V144H190ZM226 143H228V144H226ZM255 143V144H254ZM259 144V146L257 145V144ZM262 143H263V145H262ZM90 144V143H89ZM173 144V145H172ZM186 144V145H185ZM210 144V145H209ZM241 144V145H240ZM254 144V145H253ZM30 145V143L28 144V146ZM143 145V146H142ZM156 145V146H155ZM172 145V146H171ZM209 145V146H208ZM224 145V146H223ZM228 145V146H227ZM245 145V146H244ZM255 145H257V146H255ZM70 146L71 147H69L70 149L71 148H73V147H75V145H74V143L73 144H70ZM137 146V147H136ZM146 146V147H145ZM186 147V148H184V147ZM235 146V147H234ZM52 147V149H51V151L52 150H55L52 154H56V157H54V156H52V154H51V152H50V150H48V155L50 156H47V157H49V159H50V161L51 162H49L48 163V168L49 167H51L52 169H53V171H55V173H56V175L55 176H57L56 178H57V180L60 182V180L59 179H61V184L60 185H63V183H64V189H63V196L66 194V195H70V197H72V195L74 196L75 195V193H78L79 192V190H80V188L81 187H78V186H75V183L71 180L72 178L71 177H69V176H67V175H70L69 173L70 172H68V169L69 168H71L70 167V162L69 163H66L67 161H63V158L62 157H59V152H57L56 151V149H58V146L56 145V146H51ZM55 147V148H54ZM181 147H183V149L181 148ZM214 147V148H213ZM217 147H218V149H217ZM241 147H244V148H242L241 149ZM248 149H247V148ZM253 147H254V149H253ZM261 147V148H260ZM108 148V147H107ZM145 148H147V150H145ZM222 148V149H221ZM224 148H226V149H224ZM252 148V150H250ZM258 148V149H257ZM140 149V150H139ZM177 149V150H176ZM185 149V151H183ZM192 149V151H190ZM194 149V150H193ZM198 149V150H197ZM214 149H216V150H214ZM221 149V150H220ZM226 150V151H224V150ZM234 151H233V150ZM236 149H238V150H236ZM239 149H240V151H239ZM257 149V150H256ZM72 151H74L73 153L75 154H78V152H79V149H71ZM76 150H78V151H76ZM106 150V149H105ZM104 150V151H105ZM200 150V151H199ZM208 150H210V153H208L209 151ZM237 151V153H236V151ZM260 150H262V152L260 151ZM104 151H101L100 152V155H98V156H94V161L92 162L91 161V167L89 166V168L87 169V171L86 172H88V171H91L89 174H87V175H89L90 177L93 175V174H96V176L99 174V173H104V172H106V171H108V170H104L103 168H105V169H108V167H110V166H105L106 165V163H105V161L103 162V160H102V158H104V154L103 155H101ZM140 151H141V153H140ZM179 153H177V152ZM180 151V152H179ZM205 151H207L206 153H205ZM213 151V152H212ZM218 151H220L221 153H219ZM223 151V152H222ZM231 151V152H230ZM240 152V154H238L239 152ZM242 151V152H241ZM244 151H245V153H244ZM246 151H247V154H246ZM249 151H250V153H249ZM255 151L257 152L258 151V153L261 155H259V154H257V153H255ZM182 152V153H181ZM190 152V153H189ZM195 152H196V154H195ZM198 152H199V154H198ZM167 153L169 154L170 153V156L168 155L167 156ZM181 153V154H180ZM184 153V154H183ZM213 153V154H212ZM227 154V156H226V154ZM75 154V155H76ZM140 154V155H139ZM143 154H145V156L143 155ZM166 154V155H165ZM177 154H178V156H177ZM205 154V155H204ZM237 154V155H236ZM243 154V155H242ZM254 154H256V155H254ZM29 155H30V153H29ZM117 155V156H116ZM137 155V156H136ZM140 157H139V156ZM142 155V156H141ZM234 155V156H233ZM240 155V156H239ZM250 156V159L248 158L249 156ZM32 156V155H31ZM29 157V158H26V159H28L29 161H30V158H31V160H32V157ZM103 156V157H102ZM185 156H186V159L188 160V162H187V160L185 159ZM188 156V157H187ZM235 156L236 157H238V158H235ZM263 156V157H262ZM25 157V156H24ZM53 157V158H52ZM102 157V158H101ZM158 157H160L161 159H159ZM166 157V158H165ZM179 160V159H181V160H177L176 158ZM183 157H184V160H183ZM189 157H191V158H189ZM232 157H234V158H232ZM242 157H244V158H242ZM246 157V158H245ZM252 157H254V158H252ZM257 159H256V158ZM56 158V159H55ZM115 159V161H117L118 162V159ZM141 158V159H140ZM202 158H204V160L202 159ZM242 160H241V159ZM248 158V159H247ZM54 159V160H53ZM57 159H58V161L60 162V164H59V162L57 161ZM175 159V160H174ZM192 159V160H191ZM193 159H195V160H193ZM231 159V160H230ZM234 159V160H233ZM251 159H252V162H251ZM259 159V160H258ZM22 160H24L25 161V159H23V157L21 158V161H20V164H21V166H18V168H17V171L19 172V176L20 177H22V178H24V177H31V179L32 180H30V179H28V181H31L33 184H35V185H38L40 188H43V189H45L46 191H49L50 192V189H51V187L53 186V184H51V182L49 183L48 182V180L47 179H44V178H40V177H38L37 176V174L36 173H38V171H37V169H36V165H31V164H28V162H26V163H24V162H22ZM56 160V161H55ZM139 160H135L137 163L138 162H140ZM155 160H158V161H155ZM206 160V161H205ZM219 160H220V163H219ZM223 160V161H222ZM229 160V161H228ZM247 161L248 162V160L250 161V162H244V161ZM261 160V161H260ZM99 164H101V166H99L98 164H96L95 165V163L96 162ZM98 161H100V162H98ZM176 161V162H175ZM185 163H184V162ZM203 161V162H202ZM212 161V162H211ZM218 161V162H217ZM234 161H235V163L237 162V164H234ZM56 162V163H55ZM119 162H120V160H119ZM148 162V163H149ZM172 162V163H171ZM182 162V163H181ZM223 162H226L227 164H228V166H229V168H226L225 167V164L223 163ZM231 162V163H230ZM243 162V163H242ZM254 162H255V165H254ZM257 162V163H256ZM166 165H165V164ZM181 163V164H180ZM194 163V164H193ZM209 164V165H207L206 166V164ZM211 163V164H210ZM218 163V164H217ZM251 163H252V165H251ZM258 163H260V164H258ZM23 164H25V169L23 168L22 169V166H23ZM51 164H54V165H51ZM63 164V165H62ZM176 164H178V165H176ZM182 164H184L183 166H182ZM187 164H188V166H187ZM194 166H193V165ZM220 164V165H219ZM238 165L236 168H235V166L234 165ZM258 166H257V165ZM31 165V166H30ZM49 165H51V166H49ZM59 165V166H58ZM97 165H98V168H97ZM104 165V166H103ZM164 165H165V167H164ZM180 165V166H179ZM196 165V166H195ZM204 165V166H203ZM217 165H219L220 166V169H218V167L219 166H217ZM222 165V166H221ZM241 165H243V166H241ZM64 166V167H63ZM94 166V167H93ZM216 166V167H215ZM245 166V167H244ZM254 167L253 169H254V171H256V173L255 172H252L253 171V169H252V167ZM21 167V168H20ZM31 167V168H30ZM57 167V168H56ZM59 167V168H58ZM96 167V168H95ZM176 167H178V168H176ZM189 167V168H188ZM194 169H193V168ZM204 167V168H203ZM222 167V168H221ZM226 168V170H225V168ZM232 167H234V168H232ZM241 167H243V168H245V169H243V168H241ZM256 167H258V168H256ZM3 167L1 166V168H0V170H3L2 169ZM55 168V169H54ZM66 168V169H65ZM92 168H95V169H92ZM102 168V169H101ZM162 168V169H161ZM168 168H169V170H168ZM175 168H176V170H175ZM182 168V169H181ZM240 168V169H239ZM249 168V169H248ZM256 168V169H255ZM261 168V169H260ZM7 169V168H6ZM19 169H21V170H19ZM62 169H64L63 171H62ZM97 169V170H96ZM178 169H179V171H178ZM181 169V170H180ZM193 169V170H192ZM196 169V170H195ZM204 169V171L205 172H203L202 170ZM216 169V170H215ZM232 169V170H231ZM236 169V171H234V170ZM239 169V170H238ZM247 169V170H246ZM27 170H28V172H27ZM59 170V171H58ZM93 170V171H92ZM189 170H191V171H189ZM226 171V173H228L229 174V179L228 178H226L227 180H224L223 181V179L224 178H222L223 177V174H222V172L223 171ZM230 170V171H229ZM261 170V171H260ZM4 171H5V169H4ZM33 171V172H32ZM35 171V172H34ZM66 171H67V173H66ZM95 171H97L96 173H95ZM98 171H99V173H98ZM110 171V170H109ZM171 171V172H170ZM181 171H183V173L181 172ZM188 171V172H187ZM193 171V172H192ZM208 171V172H207ZM213 171V172H212ZM215 171H216V173H215ZM218 171V172H217ZM220 171H222V172H220ZM232 171H234V172H232ZM242 171V172H241ZM245 171V172H244ZM257 171L258 172H260V173H257ZM17 172V173H18ZM30 172H32L33 174H30ZM61 174H60V173ZM175 172V173H174ZM185 172V173H184ZM199 172V173H198ZM207 172V173H206ZM211 172V173H210ZM238 172H240L241 173V175L243 174V177H238V176H241L240 175V173H238ZM26 173V174H25ZM62 173H63V176H62ZM65 173V174H64ZM93 173V174H92ZM171 173H172V175H171ZM174 173V174H173ZM177 173H178V175H177ZM182 173V174H181ZM189 173V174H188ZM191 173H194L193 175L195 176V177H192L193 175H191ZM197 173V174H196ZM201 173V174H200ZM233 173V174H232ZM252 173H253V175H252ZM176 174V175H175ZM186 176H190V178L189 177H186ZM208 174V175H207ZM211 174H212V176L214 177H212L211 176ZM239 174V175H238ZM252 175V177H251V175ZM257 174V175H256ZM259 174V175H258ZM38 175H39V173H38ZM59 175H60V177H59ZM100 175V174H99ZM98 175V176H99ZM171 175V176H170ZM183 175V176H182ZM203 177H205V178H203ZM37 176V177H36ZM62 176V177H61ZM116 176H118V178H120V179H118ZM175 176V177H174ZM180 178H179V177ZM199 176V177H198ZM209 176V177H208ZM220 176V179L218 178ZM258 176H261V177H258ZM134 177V178H133ZM173 177V178H172ZM182 177V178H181ZM245 177V178H244ZM246 177H248V178H246ZM255 177H257V178H255ZM38 178V179H37ZM53 178H55V177H53ZM71 178V179H70ZM123 178V179H122ZM125 178V179H124ZM156 178V180H154ZM161 178V179H160ZM175 178V179H174ZM201 178H203V179H201ZM211 178V179H210ZM235 178V179H234ZM254 178V179H253ZM259 178V179H258ZM122 179V180H121ZM158 179V180H157ZM184 179V180H183ZM186 179H188L187 181H186ZM206 179H208V180H206ZM231 179H233V180H231ZM239 179V180H238ZM246 179V180H245ZM251 179V180H250ZM40 180V182L42 183V186H41V183L40 182H38ZM44 180H45V182H44ZM69 180V181H68ZM135 180V181H134ZM162 180H164V181H162ZM177 180H179V181H177ZM192 180H194L193 182H191ZM203 180H204V182H203ZM218 181V183H217V181ZM235 180V181H234ZM238 180V181H237ZM245 180V181H244ZM257 180V181H256ZM260 180H262L261 182H259ZM27 181V180H26ZM113 181V182H112ZM122 183H121V182ZM127 181V182H126ZM137 181H139V183L137 182ZM156 183H154V182ZM161 181H162V183H161ZM185 181V182H184ZM197 181V182H196ZM201 181V182H200ZM211 181V182H210ZM230 181V182H229ZM242 181V182H241ZM73 182V183H72ZM134 182V183H133ZM136 182H137V189H136ZM145 182V191H147V192H145L144 191V185H143V183ZM160 182V183H159ZM167 182V183H166ZM202 182H203V184H202ZM224 182V184H226V186H224V187H221V183H223ZM227 182V183H226ZM234 182V183H233ZM237 182H239L238 184H239V187H238V184H237ZM254 183V186H253V184L252 183ZM255 182H257V183H255ZM38 183H40V184H38ZM84 183V184H83ZM114 183V184H113ZM117 183H119V184H117ZM124 183V184H123ZM141 183V184H140ZM194 183V184H193ZM200 183V184H199ZM212 183H217V184H212ZM229 183H232V184H229ZM247 183V184H246ZM261 183V184H260ZM131 184V185H130ZM150 184H152V185H150ZM155 184V185H154ZM161 186V184H162V186L160 187L159 185ZM196 184V185H195ZM218 184H220V185H218ZM233 184H235L234 186H235V188H233ZM244 184V185H243ZM246 184V185H245ZM251 184H252V186H251ZM257 184V185H256ZM260 184V185H259ZM44 185V186H43ZM49 185H50V187H49ZM70 185V186H69ZM82 185L84 186V185H86V182H82ZM81 185V186H82ZM89 185V184H88ZM104 185V186H103ZM111 187H110V186ZM115 185V186H114ZM130 185V186H129ZM133 185V186H132ZM165 185H167V186H165ZM177 185H179V186H177ZM195 186L196 187V189H198V187H200V189H198V190H196L195 191V189L194 190H191L190 192H193V194H189V197H188V199H185L184 197L181 199L178 195H176V194H173V193H175V191H173V189L174 190H179V189H186V191H188L189 189H190V186ZM203 185V186H202ZM210 187V188H208V186ZM219 186V187H217V186ZM232 186L231 188L229 187V186ZM237 185V186H236ZM46 186H47V188H46ZM113 186V187H112ZM120 186V187H119ZM129 186V187H128ZM140 187V189H139V187ZM142 186H143V188H142ZM148 186H150V187H152V188H150V189H146ZM175 186H177V188L175 187ZM198 186V187H197ZM245 186V187H244ZM258 186V187H257ZM98 187V188H97ZM106 190V188H107V190L105 191L103 188ZM118 187V188H117ZM155 187V188H154ZM208 189H207V188ZM222 189H221V188ZM253 187V188H252ZM53 188V187H52ZM67 190H66V189ZM93 188V189H92ZM97 188V189H96ZM121 188V189H120ZM149 188V187H148ZM165 188V189H164ZM167 188V189H166ZM176 188V189H175ZM206 188V189H205ZM213 188V189H212ZM223 188H225V189H223ZM233 188V189H232ZM243 188V189H242ZM249 188V189H248ZM250 188H251V190H250ZM259 188V189H258ZM70 189V190H69ZM73 189V190H72ZM91 189V190H90ZM95 189V190H94ZM103 190V191H105V193L104 194H106V195H108V196H106V195H104V198H103V193L101 192V190ZM111 189H112V191H111ZM114 189H116V191L114 190ZM117 189H120L121 191H118ZM125 189V190H124ZM210 189V190H209ZM219 189V190H218ZM232 189V190H231ZM235 189H236V191H235ZM246 189V190H245ZM250 191H248V190ZM254 191H256V192H254ZM72 190V191H71ZM97 190V191H96ZM113 190H114V193H113ZM139 190V191H138ZM164 190V191H163ZM167 190V191H166ZM170 192H169V191ZM203 190V191H202ZM206 190H208L207 192H206ZM222 190V191H221ZM226 190H228V191H226ZM241 190V191H240ZM260 190H262V191H260ZM32 191V192H31ZM65 191V192H64ZM75 191V192H74ZM78 191V192H77ZM92 191H93V193H92ZM112 193H111V192ZM118 191V192H117ZM132 193V195H131V193ZM138 191V192H137ZM154 191L156 192V191H161V192H158V193H156V194H158V195H156V194H154ZM202 191V192H201ZM211 191H213V193L211 192ZM221 192V194L222 195H224V196H222L221 197V199L220 198H218V197H216V193L217 192ZM230 191V192H229ZM233 191V192H232ZM236 193H235V192ZM253 193H255V194H253ZM258 191V192H257ZM25 192V193H24ZM28 192H31V193H29V195H28ZM95 192H97V193H95ZM102 193V195H101V193ZM110 192V193H109ZM121 192V193H120ZM126 192H128V193H125ZM137 192V193H136ZM141 192V193H140ZM152 192V194H154V195H152L153 197H150L149 199H148V197L146 198V196H149V195H151L150 193ZM196 193V195H195V193ZM199 192H200V194H199ZM209 192H211V193H209ZM216 192V193H215ZM240 192V193H239ZM247 192V193H246ZM260 192V193H259ZM263 192V193H262ZM34 193V194H33ZM65 193V194H64ZM108 193V194H107ZM120 193V194H119ZM134 193H136L135 195H138V196H135L134 195ZM139 193V194H138ZM144 193V194H143ZM161 193V194H160ZM177 193V192H176ZM203 193V195H201ZM206 193V194H205ZM224 193V194H223ZM229 193V194H228ZM5 194V195H4ZM19 194H20V196L22 197H20L19 196ZM24 194V195H23ZM33 195V197H31L32 195ZM38 194V195H37ZM98 194V195H97ZM147 194V195H146ZM172 194L174 195V196H172ZM227 194L229 195V196H227ZM235 194V195H234ZM241 194H242V196H241ZM244 194V195H243ZM247 194V195H246ZM259 194V195H258ZM260 194H261V196H260ZM262 194H263V196H262ZM28 195V196H27ZM117 195V196H116ZM126 195V197H124ZM130 195V196H129ZM176 195V196H175ZM194 195V196H193ZM205 195H207V196H205ZM211 195V196H210ZM236 195H238V196H236ZM240 195V196H239ZM249 195H251L250 197L251 198H253L254 200H251V198L250 197H248ZM253 195L254 196H256V197H253ZM40 197V198H42V200L40 199V198H37L38 200L36 201V197ZM122 196V197H121ZM197 196H198V198H197ZM202 196V198H200ZM215 196V197H214ZM6 197H7V200H6ZM9 197V198H8ZM18 197H20V198H18ZM108 197V198H109ZM174 199L173 201L170 199ZM178 199H181V200H178ZM192 197V198H191ZM195 197V198H194ZM228 197H229V199H231V200H229L228 199ZM233 197V198H232ZM237 197V198H236ZM243 199H242V198ZM263 197V198H262ZM30 198V199H29ZM32 198V199H31ZM44 198H45V200H44ZM144 198V197H143ZM155 198V199H154ZM161 198V199H160ZM163 198H164V200H163ZM189 198L190 199H195L196 201L200 198V199H202V200H198L197 202L198 203H201V209H199V210H197L196 208L193 210V209H191L190 208V202L192 201V200H189ZM211 198V199H210ZM223 198V199H222ZM228 200H227V199ZM237 200H236V199ZM245 198V199H244ZM248 198V199H247ZM261 198V199H260ZM3 199H4V202H3ZM10 199V200H9ZM40 199V200H39ZM147 199V200H146ZM183 199H185V200H183ZM209 199V200H208ZM215 199V200H214ZM240 199V200H239ZM242 199V200H241ZM257 199H259V200H257ZM33 200V201H32ZM49 200V201H48ZM148 200H150V201H148ZM166 200V201H165ZM171 200V201H170ZM176 200V201H175ZM205 200L207 201V203H205ZM211 200H213V201H211ZM233 200H235V202L233 201ZM261 200V201H260ZM39 203L40 204V207H39V204H37L36 205V203ZM40 201V202H39ZM50 202V204L49 203H46V202ZM79 201V202H78ZM147 201V202H146ZM151 201H153V202H151ZM155 201V202H154ZM202 201V202H201ZM218 201V202H217ZM226 201H227V203H226ZM230 201V202H229ZM231 201H233L232 203H231ZM242 201L243 202H245V203H243L244 205L245 204H247L248 203V205H245V207H244V205L242 204ZM248 201V202H247ZM251 201V202H250ZM10 202V203H9ZM78 202V203H77ZM82 202L84 203V204H82ZM157 202V203H156ZM164 202V203H163ZM168 204H167V203ZM175 202H176V204H175ZM204 202V203H203ZM217 202V203H216ZM223 202V203H222ZM230 204H229V203ZM5 203V204H4ZM8 203V204H7ZM81 203V204H80ZM149 203H151V204H149ZM178 203V204H177ZM188 203V204H187ZM220 203H222V204H220ZM250 203V204H249ZM253 203V204H252ZM257 205V207H256V205ZM42 204V205H41ZM48 204V205H47ZM51 204H52V206H51ZM86 204L87 205H89V206H86ZM143 204V205H142ZM147 204V205H146ZM215 204V205H214ZM219 204V205H218ZM226 204H228V206L231 208H228V206H226ZM260 204H261V206H260ZM12 205V206H11ZM85 205V206H84ZM142 205V206H141ZM152 205V206H151ZM156 205V206H155ZM161 205V206H160ZM165 205V206H164ZM173 205H175V206H173ZM183 205V206H182ZM185 205H186V207H185ZM210 205V206H209ZM217 205V206H216ZM234 205V206H233ZM51 206V207H50ZM141 206V207H140ZM150 208H149V207ZM167 206V207H166ZM178 206V207H177ZM187 206H189V207H187ZM223 208V207H225V208H221V207ZM233 206V207H232ZM238 206V207H237ZM240 206H241V208H240ZM251 206H252V208H251ZM9 209H8V208ZM10 207H11V209H10ZM45 207V208H44ZM81 207V208H80ZM94 207V208H93ZM140 207V208H139ZM148 207V208H147ZM173 207V208H172ZM200 207H198V208H200ZM227 207V208H226ZM247 207V208H246ZM250 207V208H249ZM260 209H259V208ZM14 208H15V210H14ZM42 208H44V209H46V210H44V209H42ZM51 208V209H50ZM80 208V209H79ZM142 208V209H141ZM146 208V210H144V209ZM160 208V209H159ZM163 208H167V210H164ZM234 208V209H233ZM235 208H238V209H235ZM243 208V209H242ZM2 209V210H1ZM10 210L11 212H9L8 210ZM49 209V210H48ZM141 209V210H140ZM160 211H159V210ZM164 211H163V210ZM170 209V210H169ZM174 209V210H173ZM176 209V210H175ZM186 211H185V210ZM192 210V211H190V210ZM203 209V210H202ZM218 209V210H217ZM227 209V210H226ZM245 209V210H244ZM254 210V211H252V210ZM6 210V211H5ZM69 210V211H70ZM78 210H80L82 213L83 212H85L84 213V215L81 213L80 214V212L78 211ZM94 210V211H93ZM102 210V211H101ZM112 210H113V212H112ZM115 210V211H114ZM143 210H144V212H146L145 214H144V212H143ZM154 210H155V212H154ZM158 210V211H157ZM173 210V211H172ZM179 210V211H178ZM183 211V214H181L182 213V211ZM188 210V211H187ZM222 210V211H221ZM228 210L230 211V212H228ZM256 210V211H255ZM19 211V213H17ZM25 211V212H24ZM51 211H54V212H51ZM118 211V212H117ZM138 211V212H137ZM141 211H142V213H141ZM181 211V212H180ZM184 211L186 212L185 213V215H184ZM190 211V212H189ZM234 211H235V213H234ZM239 213H238V212ZM16 214L15 216H14V213ZM51 212V213H50ZM100 212V213H99ZM108 212H112L113 214H109ZM115 212V213H114ZM120 212L122 213V214H120ZM124 212V213H123ZM130 212V213H129ZM134 213V215L136 216H134L133 215V213ZM148 212V213H147ZM165 212V213H164ZM170 212V213H169ZM172 212H173V214H172ZM195 215V218H194V216H193V214ZM203 212V213H202ZM207 213V216H206V214L204 215V213ZM211 212H213V213H211ZM222 212V213H221ZM243 212V213H242ZM244 212H245V214H244ZM253 212V213H252ZM254 212H255V214H254ZM257 212V213H256ZM259 212V213H258ZM4 213H5V215H4ZM9 213V214H8ZM68 213V214H67ZM75 213H77V214H75ZM98 213V214H97ZM103 213V214H102ZM118 214V216L116 217V215ZM129 213V214H128ZM159 213V214H158ZM188 213H189V216H188ZM200 213H201V215H200ZM230 213H231V216H230ZM246 213H252V214H250V216L248 215V214H246ZM11 214V215H10ZM23 214V215H22ZM67 214V215H66ZM70 214V215H69ZM75 214L76 216H73V215ZM95 214V215H94ZM103 216H102V215ZM137 214V215H136ZM143 214H144V217H143ZM161 214L163 215V216H161ZM165 214H166V216H165ZM173 216H171V215ZM180 214V215H179ZM200 216H199V215ZM210 214V215H209ZM217 214V215H216ZM224 214V215H223ZM236 214H238V216H236ZM240 214V215H239ZM244 214V215H243ZM262 214V215H261ZM78 215H80V217L78 216ZM100 215V216H99ZM106 215V216H105ZM133 215V216H132ZM139 215V216H138ZM150 215V216H149ZM153 215V216H152ZM198 215V216H197ZM211 215H213V216H211ZM221 215H222V217H221ZM243 215V216H242ZM246 215V216H245ZM248 215V216H247ZM260 215V216H259ZM18 216V217H17ZM21 216H23V218L21 217ZM66 216V217H65ZM82 216L83 217H86V218H82ZM93 216H96V217H94L95 219H94V221H95V223H94V221H93ZM105 216V217H104ZM110 216V217H109ZM142 216V217H141ZM149 216V217H148ZM182 216V217H181ZM186 217V221L185 220H183V217ZM193 216V217H192ZM204 216V217H203ZM206 216V217H205ZM211 216V217H210ZM214 216H215V219H214ZM233 216V217H232ZM242 216V217H241ZM263 216V217H262ZM16 217V218H15ZM69 217V219L70 220H67V218ZM72 217V218H71ZM89 217V218H88ZM108 217V218H107ZM135 217V218H134ZM140 217V218H139ZM175 217V218H174ZM185 217H184V219H185ZM189 217H191V218H189ZM202 217V218H201ZM231 219H230V218ZM245 218V219H241V218ZM248 217V219H246ZM250 217V218H249ZM256 217V218H255ZM258 217V218H257ZM15 218V219H14ZM28 218V219H27ZM33 218V219H32ZM74 218V219H73ZM75 218H78V219H75ZM91 218V219H90ZM101 218V220H104V221H101V220H99ZM103 218H105V219H103ZM113 218H114V220H113ZM115 218H119V219H115ZM124 218H126V219H124ZM137 218H139V219H137ZM148 218V219H147ZM155 218V219H154ZM156 218L158 219V220H160L161 222H159L158 220H156ZM180 218V219H179ZM196 218H200V220H195ZM206 218V219H205ZM220 218V219H219ZM227 218V219H226ZM235 218H237L236 219V221H235ZM254 218V219H253ZM9 219V220H8ZM11 219H13V220H11ZM21 219V220H20ZM23 219V220H22ZM62 219V220H61ZM66 219V220H65ZM71 219H73V221L75 220H77L76 222H71ZM86 219H88V220H86ZM98 221H97V220ZM108 219H110V220H108ZM120 219H122L121 221H120ZM124 219V220H123ZM151 219V220H150ZM164 219V220H163ZM208 219V220H207ZM222 219V220H221ZM36 220V221H35ZM81 221V223H79L80 221ZM86 220V221H85ZM92 220V221H91ZM107 220V221H106ZM117 220H119V221H117ZM132 220V221H131ZM138 222H137V221ZM142 220V221H141ZM145 222H144V221ZM148 220V221H147ZM167 220V221H166ZM170 220V221H169ZM171 220H172V222H171ZM177 220V221H176ZM178 220H180V221H178ZM182 220V221H181ZM193 222H192V221ZM204 220H206V221H204ZM233 220V221H232ZM15 221H18V222H15ZM21 221V222H20ZM33 221H34V224H33ZM79 221V222H78ZM85 221V222H84ZM100 221V222H99ZM111 221H115L116 223H112ZM130 221V222H129ZM134 221V222H133ZM155 221V222H154ZM157 221V222H156ZM166 221V222H165ZM175 221V222H174ZM211 221H214V222H212V224H211ZM224 221H226V223L224 222ZM248 221V222H247ZM13 222H15V223H13ZM35 222H36V224H35ZM70 222V223H69ZM91 222H93L92 224H90ZM99 224H98V223ZM106 224V225H104L105 226V228L103 227V225L102 224H104V223ZM111 222V224H109ZM117 222H119V223H117ZM153 222L155 223V224H157V226L155 225H153ZM174 222V223H173ZM179 222V223H178ZM204 222H206V223H204ZM237 222V223H236ZM239 222V223H238ZM16 223H17V225H16ZM22 223H23V225H22ZM26 223H27V225H26ZM32 223V224H31ZM76 223V224H75ZM96 223H97V225H99L98 227H99V229H94V227L96 226V228H98L97 227V225H96ZM101 223V224H100ZM108 223V224H107ZM139 223H141V224H139ZM144 223H146V224H144ZM149 223V224H148ZM163 223H164V225H163ZM168 223H170V224H168ZM178 223V224H177ZM182 223V224H181ZM185 223V224H184ZM199 223H201V224H199ZM210 225H208V224ZM14 224L16 225V226H14ZM25 224V225H24ZM28 224H30V226L28 225ZM43 224V225H42ZM64 224H65V227H63L64 226ZM67 224H71V226L73 227V228H71V230H70V227H69V225H67ZM73 224V225H72ZM81 224H82V226H81ZM128 224V225H127ZM132 224V225H131ZM134 224V225H133ZM138 226V225H140L139 227H137L136 225ZM172 224V225H171ZM175 224V225H174ZM203 224V225H202ZM222 226H221V225ZM229 224V225H228ZM230 224H231V226H230ZM80 225V226H79ZM95 225V226H94ZM112 225H114V227L112 226ZM122 225V227L123 228H121L120 226ZM141 225H143V228H142V226ZM152 225H153V227H152ZM169 225V227H167V226ZM171 225V226H170ZM176 225H177V227H178V229H180V230H178L177 229V227H176ZM184 225V226H183ZM186 225V226H185ZM199 225V226H198ZM205 225V226H204ZM33 226V227H32ZM41 226V227H40ZM43 226V227H42ZM67 226V227H66ZM86 226H88V227H86ZM106 226H108V227H106ZM110 226V227H109ZM114 228V229H111L112 227ZM119 226V227H118ZM132 228H131V227ZM137 228H135V227ZM159 226H160V228H159ZM164 226H165V228H164ZM172 226H175L174 228L176 229H172ZM183 226V227H182ZM209 226V227H208ZM221 226V227H220ZM228 226H230L229 228H228ZM37 227V228H36ZM40 227V228H39ZM69 227V228H68ZM90 227V228H89ZM129 227V228H128ZM148 229H147V228ZM158 227V228H157ZM161 227H163V228H161ZM182 227V228H181ZM193 227V228H192ZM197 227V228H196ZM200 227V228H199ZM202 227V228H201ZM205 227H207V228H205ZM216 227V228H215ZM218 227V228H217ZM22 230H21V229ZM29 228V229H28ZM36 228V229H35ZM66 229L67 228V230H66V232L68 231V229L70 230V231H68V232H70V233H68L69 235V238L71 237V240H70V243L68 242V245L70 244V246H68L67 247V244L66 243H62L61 245H62V247L60 246V243H58V241L53 237V235H55V233L56 234H62L63 236H64V234L66 233L65 232V230L64 229ZM81 228V229H80ZM83 228H85L84 229V231H86V230H88V231H90V234L92 235V237L94 238H92L91 236H89L90 234H89V232H84L83 231ZM89 228V229H88ZM104 229V231H103V229ZM128 228V229H127ZM134 228V229H133ZM139 228L142 230V232H141V230H139ZM146 228V229H145ZM154 228H156V229H154ZM188 228V229H187ZM190 228V229H189ZM193 230H192V229ZM206 229V231L204 230V229ZM208 228H210V229H208ZM220 228V229H219ZM224 228H226V230L224 229ZM232 228H234V230L233 231H231L232 230ZM24 229V230H23ZM76 229V230H75ZM79 229V230H78ZM110 229V230H109ZM115 229H117V230H115ZM150 229H151V231H150ZM158 229V230H157ZM184 229H186V230H184ZM195 229V230H194ZM198 229V230H197ZM212 229H213V231H212ZM222 229H223V231H222ZM228 229V230H227ZM236 229V230H235ZM32 230V231H31ZM42 230V232H40ZM44 230V231H43ZM64 230V231H63ZM92 230V231H91ZM95 230V231H94ZM99 231V233H98V231ZM104 232L105 234H107V236L105 235H103V233L101 232ZM114 230V231H113ZM122 230V231H121ZM129 230V231H128ZM133 230V231H132ZM139 230V231H138ZM163 230H165V231H163ZM182 230H183V232H182ZM192 230V231H191ZM214 233H212L211 231ZM221 230V231H220ZM230 230V231H229ZM238 230V231H237ZM28 233H27V232ZM35 231H37L36 233H34ZM53 231V232H52ZM74 232L73 234H72V232ZM81 231V232H80ZM108 233H107V232ZM109 231H110V233H109ZM116 231V232H115ZM128 233H127V232ZM154 231V232H153ZM155 231H156V233L157 234H155ZM169 231V232H168ZM173 231V232H172ZM176 231V232H175ZM195 231V233H192V232H194ZM198 231H199V233H198ZM201 231V232H200ZM203 231V232H202ZM209 231V232H208ZM240 231V233H237V232H239ZM39 232V233H38ZM43 232H46V234L44 233V234H42ZM49 232V233H48ZM75 232H77V234H75ZM112 232H113V234H112ZM119 232V233H118ZM130 232V233H129ZM139 232V233H138ZM151 232V233H150ZM172 232V233H171ZM178 232V233H177ZM181 232V233H180ZM184 232H185V234H184ZM197 232V233H196ZM206 232V233H205ZM210 232H211V234H210ZM217 232V233H216ZM260 232V233H259ZM30 233H33V234H36V235H31ZM38 233V234H37ZM79 233H83V235H84V233H86V235H84V237H82L83 235H81V234H79ZM87 233H88V235H87ZM101 233H102V235H101ZM125 235H124V234ZM140 233H142V235L140 234ZM144 233V234H143ZM149 233V234H148ZM163 234V235H169V236H172V238L171 237H169V236H164V237H162L161 236V234ZM174 233V234H173ZM175 233H177V235L175 234ZM180 233V234H179ZM203 233V234H202ZM40 234H42V236L40 235ZM49 236H48V235ZM77 236H75V235ZM96 234V235H95ZM133 234H134V236H133ZM148 234V235H147ZM153 234V235H152ZM159 234V235H158ZM240 234V235H239ZM241 234H242V236H241ZM246 234H247V237H245L246 236ZM254 234V235H253ZM38 235V236H37ZM39 235L41 236V237H39ZM44 235H45V237H44ZM110 235H112V237L110 236ZM114 235V236H113ZM116 235V236H115ZM118 235V236H117ZM123 237H122V236ZM127 235H130V236H127ZM152 235V236H151ZM175 235V236H174ZM183 235H185V237L183 238L182 236ZM193 235V236H192ZM196 235V236H195ZM206 235H208V236H206ZM228 235H231V236H229V237H231V238H229L228 237ZM237 235V236H236ZM252 237H251V236ZM95 236V237H94ZM98 236V237H97ZM100 236H102V237H100ZM104 236V237H103ZM133 236V237H132ZM140 236V237H139ZM142 236V237H141ZM155 236H158V237H155ZM160 236V237H159ZM175 238H174V237ZM204 236V237H203ZM214 237V238H212V237ZM225 236V237H224ZM239 236H241V237H239ZM246 238H244V237ZM37 237V238H36ZM39 237V238H38ZM74 237V238H73ZM88 237L90 238V239H88ZM121 237V238H120ZM128 237H132V238H128ZM155 237V238H154ZM181 237V238H180ZM200 237V238H199ZM203 237V238H202ZM208 237V238H207ZM219 237V238H218ZM224 237V238H223ZM238 237V238H237ZM40 238H41V240H42V242L41 241H39L40 240ZM45 238V239H44ZM48 238V239H47ZM50 238V239H49ZM73 238V239H72ZM77 238H82V240L80 239H77ZM97 238H102V239H105L104 241L102 240V239H97ZM114 238V239H113ZM123 238H125V240H127L128 241V243H127V241L126 242H124V240H123ZM137 238H140V239H137ZM151 238V239H150ZM155 240V241H153V239ZM164 240H162V239ZM169 239V241H168V239ZM178 238V239H177ZM186 238V239H185ZM223 238V239H222ZM52 239V240H51ZM54 239V240H53ZM74 239H76V240H74ZM86 239H88V240H86ZM97 239V240H96ZM134 239H135V241H134ZM175 239V240H174ZM180 239V240H179ZM182 239V240H181ZM189 241H188V240ZM196 239V240H195ZM210 239V240H209ZM214 239V240H213ZM220 239H221V241H220ZM224 239H226V240H224ZM227 239H229V241L227 240ZM231 239H233L232 241H231ZM244 240V241H242V240ZM2 240H4V241H2ZM9 239H1V237H0V241H2V243L0 244V251L1 250H3V251H1L0 252V264H4V262H5V264L7 263V264H16V263H12V260H11V255L9 254V252L7 251V249H6V245L8 246V248H12L11 249V251L13 252V253H15V254H17V256L18 257H20V258H22V260L24 259L26 262H28V263H30V264H37L38 262V264H43L45 261H46V264L47 263H49L42 255H41V252L40 251H37V250H35V249H33L32 247H30V246H28V245H24V246H22L23 245V243L22 242H20L19 240H16V239H12L13 241H10V243H9V241H8ZM46 240V241H45ZM47 240H49L50 242H52V243H50L49 241H47ZM92 240H94L93 242L95 243H92ZM115 240V241H114ZM117 240V241H116ZM121 240H123V242L121 241ZM130 240V241H129ZM139 241V243H138V241ZM142 240V241H141ZM146 240V241H145ZM148 240H150V241H148ZM158 240H159V242H158ZM172 240H174L175 242H173ZM180 242H179V241ZM184 240V241H183ZM194 240H195V246L193 245L194 244ZM197 240H198V242H197ZM200 240V241H199ZM202 240H204V241H202ZM236 240V241H235ZM241 242H240V241ZM6 241H8V242H6ZM54 241V242H53ZM56 241V242H55ZM72 241V242H71ZM77 242V244H78V241H79V243H80V245H76V243H74V242ZM88 241V242H87ZM90 241V242H89ZM100 241H103L102 243H100ZM107 242L108 241V244H106L105 245V243L104 242ZM112 241L114 242L113 244H112ZM131 241H132V243H131ZM134 241V242H133ZM160 241H161V243H160ZM163 241V242H162ZM166 241V244H167V246H165V242ZM171 241V242H170ZM188 241V243H186ZM209 241V242H208ZM225 241H227V242H225ZM251 241V242H250ZM20 243V245H21V243H22V245L21 246H19L18 247V245H19V243ZM44 242V243H43ZM85 242L88 244V246H87V244L86 245H84L85 244ZM110 242V243H109ZM120 242H122V243H120ZM146 242H147V244H146ZM155 242H156V244H155ZM168 242V243H167ZM170 242V243H169ZM179 243V244H176V243ZM191 244H190V243ZM202 242V243H201ZM222 242V243H221ZM223 242H225L226 244H227V246H222V244H223ZM236 242V243H235ZM244 242V243H243ZM46 243V244H45ZM48 243H49V245H48ZM54 243H56V244H54ZM74 243V244H73ZM97 243V244H96ZM123 243H125V244H123ZM127 243V244H126ZM131 243V245H129V246H127L128 244H130ZM136 243V244H135ZM143 243L144 244H146V245H143ZM153 243H154V245H153ZM160 243V244H159ZM200 243V244H199ZM207 243L208 244H210L209 246L207 245ZM213 245H212V244ZM215 243H217V244H215ZM10 244V245H9ZM14 244V245H13ZM90 244V245H89ZM91 244H94L93 246L91 245ZM99 244V245H98ZM101 244H103V246L101 245ZM123 244V245H122ZM134 244H135V252H133L132 250H134ZM137 244H138V246H139V249H137ZM140 244H141V246H140ZM158 244V245H157ZM169 244V245H168ZM174 244V245H173ZM184 244H186V246L184 245ZM189 244V245H188ZM202 244V245H201ZM230 244H232L231 246H233V247H230L229 245ZM236 244V245H235ZM3 247H2V246ZM54 245V246H53ZM59 245V246H58ZM73 245V246H72ZM75 245V246H74ZM82 245H83V247L85 246H87V249H85V247H84V249L82 248ZM99 246V248H98V246ZM100 245H101V247L102 248H100ZM119 246V249H117L116 248V246ZM125 245V246H124ZM133 245V246H132ZM150 245V246H149ZM162 247H161V246ZM171 245V246H170ZM172 245H173V247H178L177 249H174L173 247H172ZM175 245H178V246H175ZM182 245V246H181ZM192 245V246H191ZM220 245V246H219ZM18 248V250H17V248ZM26 246V247H25ZM50 247V248H48V247ZM81 246V247H80ZM91 246H92V249H91ZM97 246V247H96ZM104 246H106V247H104ZM107 246H109V247H107ZM110 246H112V247H110ZM120 246H121V248H120ZM124 246V247H123ZM127 246V247H126ZM147 246V247H146ZM158 246L159 247H161V248H158ZM169 246V248H167ZM222 246V247H221ZM21 247V248H20ZM54 247V248H53ZM74 247V248H73ZM89 247V248H88ZM93 247H96V249H97V251H96V249L95 248H93ZM115 247V248H114ZM128 247H129V249H128ZM152 247V248H151ZM163 247L164 248H166L167 250L164 252V250H163ZM173 249H172V248ZM182 247V248H181ZM187 248V249H185V248ZM190 249H189V248ZM192 247V248H191ZM196 247V248H195ZM225 247V248H224ZM228 247V248H227ZM242 249H241V248ZM2 248V249H1ZM4 248H5V250H4ZM28 248V249H27ZM66 248H67V250H66ZM79 248V249H78ZM104 248V249H103ZM126 248V249H125ZM158 248V249H157ZM179 248H180V250H179ZM203 248V249H202ZM230 248H232V249H230ZM25 249H27V250H25ZM29 249H30V251H29ZM58 249V250H57ZM88 249H91V251H89ZM100 249V250H99ZM102 249V250H101ZM107 249H108V251H107ZM117 249V250H116ZM121 249V250H120ZM140 249H142V250H140ZM146 249V250H145ZM148 249H151V250H148ZM154 249V250H153ZM172 249V250H171ZM189 249V250H188ZM193 249V250H192ZM195 249V250H194ZM197 249V250H196ZM201 249V251H199V250ZM226 251H228V253H225L224 251L225 250ZM234 249H236L235 251H233ZM244 249V250H243ZM14 250V251H13ZM35 250V251H34ZM56 250H57V252H56ZM110 250H111V252H110ZM116 250V251H115ZM120 250V251H119ZM123 250H124V252H123ZM141 251V252H139V251ZM174 250H175V252H174ZM184 252H183V251ZM192 252H191V251ZM203 250V251H202ZM216 250V251H215ZM239 250H241V251H243V252H239ZM20 251H21V253H20ZM29 252V255H27L28 254V252ZM34 251V252H33ZM67 251H69V252H67ZM95 251V252H94ZM103 253H102V252ZM105 251H107V252H105ZM114 251V252H113ZM129 253H128V252ZM136 251H138V253L136 252ZM174 253H173V252ZM187 251V252H186ZM196 251V253H194ZM215 254H217V256H216V254L214 255L212 252ZM230 251V252H229ZM3 252V253H2ZM32 252H33V254H32ZM40 254H39V253ZM49 252V253H50ZM55 252V253H54ZM63 252V253H62ZM113 252V253H112ZM120 252V254L123 256H119V255H117L118 253ZM127 252V253H126ZM143 252H145V253H143ZM148 252H149V254H148ZM151 252V253H150ZM157 253L156 255V257H155V254L154 253ZM159 252V253H158ZM210 254H209V253ZM220 252V253H219ZM244 252H246V253H244ZM263 252V253H262ZM25 255H24V254ZM38 255H36V254ZM62 253V254H61ZM108 253V254H107ZM165 253V254H164ZM181 253H183L182 255H180ZM185 253V254H184ZM189 253V254H188ZM194 253V254H193ZM240 253V254H239ZM244 253V254H243ZM8 254V255H7ZM31 254V255H30ZM59 254V255H58ZM64 254V255H63ZM66 254H68V255H66ZM110 254H111V256H110ZM129 254V255H128ZM134 254V255H133ZM135 254H137L136 256H135ZM141 256H140V255ZM144 254H145V256H144ZM154 256H153V255ZM159 254H160V256H159ZM170 254V255H169ZM195 254H196V256H195ZM198 254H200V255H198ZM221 254V255H220ZM239 254V255H238ZM23 255V256H22ZM115 257V258H113V256ZM125 255H126V257H125ZM152 255V256H151ZM167 255V256H166ZM172 255H173V257H172ZM185 255V256H184ZM196 257V258H193L194 256ZM210 255V256H209ZM213 255V256H212ZM228 255V256H227ZM240 257H238V256ZM243 255H246V256H243ZM9 256V257H8ZM41 256V257H40ZM111 258H110V257ZM117 256V257H116ZM135 256V257H134ZM139 256V257H138ZM164 258H167V259H163V257ZM200 258H199V257ZM206 256V257H205ZM214 256H215V258H214ZM223 256V257H222ZM226 256L228 257V259L226 258ZM235 256V257H234ZM241 256L243 257V259L241 258ZM247 256H249V257H247ZM24 257V258H23ZM30 257V258H29ZM55 257V258H54ZM63 257V258H62ZM122 257V258H121ZM138 257V258H137ZM154 257V258H153ZM213 257V258H212ZM226 258V260H225V258ZM231 257V258H230ZM233 257V258H232ZM3 258H4V260H3ZM7 258V259H6ZM28 258V259H27ZM33 258H35V259H33ZM39 260H38V259ZM44 261H42L41 259ZM57 258H59V259H57ZM105 258V259H104ZM110 258V259H109ZM119 258V259H118ZM123 260V262H121L122 260ZM131 258V259H130ZM134 258H135V260H134ZM148 258V260H146ZM153 258V259H152ZM160 258V259H159ZM162 258V259H161ZM171 258V259H170ZM186 258V257H185ZM193 258V259H192ZM224 259V262H223V259ZM235 258V259H234ZM239 258V259H238ZM248 258V259H247ZM260 258H262V259H260ZM31 260V262H30V260ZM113 259V260H112ZM118 259V260H117ZM151 259V260H150ZM157 259H159V260H157ZM189 259H192V260H189ZM200 259V260H199ZM2 260V261H1ZM35 260V261H34ZM41 260V261H40ZM62 260V261H61ZM106 260V261H105ZM115 260H117V261H115ZM130 260V261H129ZM142 260V261H141ZM157 260V261H156ZM163 260V261H162ZM195 260V261H194ZM229 260V261H228ZM231 260V261H230ZM243 262H241V261ZM245 260V261H244ZM262 260V261H261ZM93 261V262H92ZM101 261V262H100ZM115 261V262H114ZM155 261V262H154ZM246 261H248V262H246ZM35 262H37V263H35ZM133 262V263H132ZM147 262V263H146ZM151 262H154V263H151ZM200 262V263H199ZM223 262V263H222ZM238 262V263H237ZM241 262V263H240ZM246 262V263H245ZM45 264V263H44ZM77 264H83V263H77ZM174 264V263H173Z\"/></svg>","mask_w":264,"mask_h":264}]
</instances>
